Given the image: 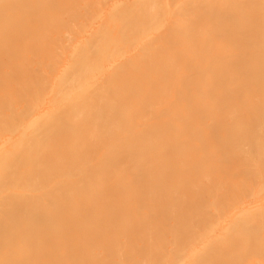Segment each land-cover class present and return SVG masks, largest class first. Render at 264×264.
<instances>
[{"label":"bare ground","instance_id":"bare-ground-1","mask_svg":"<svg viewBox=\"0 0 264 264\" xmlns=\"http://www.w3.org/2000/svg\"><path fill=\"white\" fill-rule=\"evenodd\" d=\"M50 1H52V0H50ZM92 1L95 2L94 4H96V2H100L101 5H99V3H97L98 7L92 6L93 9L96 8V10H97V8H99L97 10V12L95 13L96 18L94 21H92L93 18L89 17V19L92 18V20L87 21L88 19H86V21H84V22H83V20H84L83 19L82 20V22L84 23V25H83V23L81 22V19L78 16H80V15L82 16L84 14V12H86V11L88 13V16L90 14H92L91 11L95 12L94 10L91 9L92 7L90 5V2L92 4L93 3ZM153 1H155L153 4L154 9H153V11H150L148 15H150V14H151V16L153 14L157 15L156 12L158 14H160V15H157L160 17H157V18H159V20L157 22L155 21V23H153L154 22L153 21L154 15L152 16V18L149 16L150 19L147 18L148 17L147 9L150 7L149 2H151V0H98V1H96V0H85V1H83V0H81V1L80 0H55V2L52 1L57 6H59L63 3L64 5L69 6V8H71L73 10H74V8H76L74 5H77L80 2H81L80 4H83V2H85L83 4V6L86 5L87 9L86 10L83 9L85 6L84 7L81 6V8H80V9L84 10V12L82 11L83 13L81 12V10L77 9L78 7H80L78 5L76 8L77 11H76V9H75L76 12L74 11L76 14L73 11L71 12L70 11L71 9L68 10L69 12H71L72 14L74 13L75 15H78L77 14L78 10L80 11L78 16H75L73 14L75 16V18L72 16L71 13L68 14V12L66 13L68 15L65 14V16L63 15L64 17L63 16L59 17V19L62 18V20H60L62 24L66 23V22L67 23L73 22L71 24H74V25H71V26L68 25L70 30L73 31L74 29H77V31L79 32L82 29L83 30L85 29L84 32H82V33L79 32L78 36L79 35L80 36L79 37L76 36L77 38L75 37V39H74V41L76 40L75 42L72 41L73 40L72 37H71L72 40L69 38L70 41H72V43L74 45H73V48H70L67 52L66 48H67V46L70 45L69 41H67L69 45L62 44V42H61V41H63L64 43H66L64 40H66V37H67V36H64L62 38L61 34L63 33L64 35H67L66 33L70 31V30H68L67 27H65V26H67L66 25L67 23L65 24V26L61 24L62 26L65 27V28L63 27L64 30L62 32L58 31V30H60V28L56 29L57 27H55L54 29H56L59 32V34H58L59 37L61 39H63V40L60 39V42H61L62 46L63 45L65 46V49H64V47H62V49L66 50V51H64L65 53L62 56H59V55H61V54H58V53H60V51H59V49H56L54 51L55 55L54 56H51L53 54L49 55L51 57H48L45 60V61H47V62H45V64L42 62L41 64H44V65H41V66H40V64L38 65V63L40 62L39 61L40 59L39 60L34 59V58H32V56H34V55H32V56L29 55L33 59V62H34V60L35 61L37 60L35 66H34L35 62L33 64H30V66L31 65H32V67L34 66L33 67V68H35L34 72L37 71V75L35 74L36 79L35 80H34V78H33V80L31 79L32 81H34L33 84L28 86L27 85L28 80L26 81V85H24L25 82L24 83L21 82V84H20L19 83L20 80L19 81L17 80L18 85H16L17 82L14 81L15 77H14V79L10 77L9 80H6L7 82L4 80L5 84L3 85V87L0 86V247L3 248V250H5V252H6V248H10V247L13 248V246H15L16 243H19L20 247H22L21 246L22 243L23 244L26 243L25 246L22 244L26 250L23 247L21 248V249H23V252L25 254L22 253L23 255H21L20 254L21 252H19L20 250L18 251L19 252L18 254L20 255V257H19V255H18V257L16 256L17 253L15 255L10 253L12 249L11 250L9 249L10 252H8V253L2 252V253H4V255L2 256V254H0V256H1L0 257V264H29L30 263L29 261L32 262L33 260H37V262H39L38 258H40V257L42 258V256L46 257L45 252L48 249L53 248L52 250H54V247H56L55 250L57 252V250L60 251L64 247V245L66 248L69 247L68 249L73 247L72 244H76L77 247L89 246V248L92 247V250H93V248H94L93 246L96 244H99V241L102 243V240H103V243H105L104 247L107 244H108V247H109V244L111 247L113 244L115 246L117 244L120 247V244L122 245V243H124V240L126 241V239H127V244H128V247H130V249H128V247H126V249H128L129 251L131 250V252H132L131 246H133V244L135 245V247L133 246L134 251H135L136 247H137V249H140V248H138V246H136L137 243H138V245L140 244L139 246H141V248H143L142 247L143 245H141V241H145V243H147L145 240L146 238H147V241H149L148 238H150V241L152 240L151 241L152 243L150 241H149L150 243L148 242L149 244H145L144 242H142V244H144V246L146 245V247H144V249L146 250V248H148L147 253L144 249H142V251H144L143 253L141 250H137V252H135V256L133 255L134 253L129 254L130 253L129 251L123 250L125 248V245H127L125 243V245H123L124 248L121 251L122 253L121 252L120 253L124 255L125 253H123V251L127 252L128 254H125V255L126 256L128 255V256L125 258V255H124L125 259H123V258L122 259L126 261V260H128L129 256L133 255L134 257L131 256L132 258L130 257V259L128 260V262L130 261L129 263H131V264H142L145 262H149V264H158V263L164 264V263H162V261L164 262L163 257L161 259L162 261L160 262L159 258H161V257H158L159 253H162V255L165 257H167L166 255H170V257H171L172 254L177 256L178 255L177 253H180L178 251H181L182 254H183V252L186 253L188 251V249L186 250L184 248V246L182 247L181 245L184 244L186 246L188 244V243L185 244L186 241L189 242V238H188L189 235L187 236V234H191L192 236L197 238V233H193L194 229H195V232H201L200 230H202V229L205 230V227H206L207 230H205V231L203 230L204 233H206L208 231V229L210 228L209 226H211V228L213 229L211 231L212 232L216 231V233L214 232V235H213V234H211V232L210 233L207 232V233H209L208 234L209 238L205 239V240H206V242H207V240L210 242L209 239L212 237L211 241L213 243L214 242L213 240L215 239V242L217 243L216 247H218L220 245V242L222 241L223 238H225V240H227V241H231L233 237L228 238L231 234H233V236H234V233L241 232L242 233L241 237L243 235L244 236L249 235L248 236L249 242L248 241L247 242H248L249 248L252 250V252H254V254L256 253L255 255H259L258 252H260V254L264 253V241L261 240V233L264 230V172H263V170H264V113H263L264 110H262L264 107L262 106L263 108H261V106H259L260 103H259V105H257V104H252L253 102H251L252 101L251 99L254 96V94L264 95V91L259 90L255 93L253 91V93H254L253 96H249L250 95L249 91L251 90V88L253 90V87H256L255 84H256L258 78L254 77V80L249 79L252 82L253 81L255 82V84L253 83V85H255V86H253L251 88H250V86H251L250 83H252V82L250 81V83H248L249 80L247 81V79H244L245 78L244 74L246 73L245 69L247 70L248 68H249L248 70H249L250 74H248L246 76H252L250 69H252V72H253V69L255 71L256 70L259 71L261 76L263 74V73H261V72H263L261 70L264 69L263 68L264 67V62H263L264 61V33L263 32L264 31L261 33V32H259L260 29H257L254 26V25H257L259 23L254 24L255 22L253 21V18H254L255 14L253 15V13L259 5H260V7L264 8V0H176V2L172 5L173 8H171L170 10L168 7V5H169L168 3L171 2L172 0H153ZM44 3L45 2H43V3L40 2V0H39V2H36V0H35V2H34V0H0V61L3 62V60H4L5 63L4 62L3 63L5 66H3V67L1 66V68L5 67V69H3V71H8L9 73H7V74L12 75L11 71L14 72L13 69L16 66V63H14L12 61V58L11 59L7 58L8 59L7 60L5 55H1V54H3L4 50L8 49L7 51L9 52V48L17 46V45H21L20 47L22 48V44L24 46V42H27V44H29V42H31V41L28 42V40H30V37L32 34H37L43 40H40V37H38L37 35L36 36L33 35L35 37L34 38L35 40L38 38L40 41L35 43L32 40L33 43H35L38 48L36 46L33 47L31 52H32V54H34L35 52L33 50L36 48V50L39 51L37 53H40L41 54L40 57H42V55L45 53V51L47 52V50H45L46 47L44 46V44L49 41L48 40V41L44 42L45 39H47V37L49 35H51L50 37H53V38H55L57 36V35H55V33L57 34V32H55V30H53V27L51 26L52 25L51 22L55 21V22H58L56 24H58V25L60 24L59 23L60 21H58V19H57L58 17H54L55 13H53V11L54 12L58 11V10L55 11V8H58V7L57 6L54 7V10L52 11V13L54 14L53 17H54V19H57V21L54 19H53L54 20L53 21L51 18H50V20H48L49 17L52 16V14H50V16H49V10H47V9L43 10V7L47 8L46 6H48L49 1L46 3L47 5ZM42 4H43V7H42ZM55 4H53V5H55ZM164 4H165V7H167L165 9L169 10L170 14L172 13L171 15L173 16V19L171 20V27L174 30H177L178 32H180L182 34L181 36H179V40L181 41V45L183 46V53H180L181 54L180 56H182L183 65H180V63H179V66H177V67L174 63L175 61H173L175 59L176 53H174L172 51V53L166 54L168 61L164 63L161 58L157 57V55L155 54L156 52L153 50V48L150 46V43L148 42L150 39L149 35L147 34L148 32L152 31L156 27L158 28V26L160 27L161 25H163V27H164V25H166V23L163 24V22H164L163 16H165V15H164V13L161 14L162 12H165V11H162ZM44 5H46V6H44ZM53 5L51 3L50 10H52ZM71 6H74V8H72ZM88 9L89 10L91 9V10L89 11ZM258 9L260 10L261 8H258ZM41 10H43V11H41ZM59 10H61V11L63 10V13H64V9H59ZM172 10H174V11L171 12ZM262 10H261V12H262ZM39 11H40V13H39ZM32 12H34V13H32ZM261 12H260V14H264ZM30 13H32V15L34 14L35 17L31 16ZM87 13H85V15ZM46 14H48V15H46ZM60 15H62V14L60 13ZM70 15L72 17H70ZM43 16H45V17H43ZM46 16H49V17H46ZM55 16H57V15H55ZM67 16H68V19L71 18L74 21L69 22V20H71V19L64 20L67 18ZM88 16H86V17H88ZM76 17L80 21V22L76 21L79 23L78 26H76L75 25L76 23H74L75 20H77ZM82 17L85 18L84 15ZM44 18H47V20L51 24L50 26L52 29L51 28L47 29L48 28L47 26H46L47 28L45 27L42 29L43 26L41 27V25H42L41 22L45 23L44 21H46L48 23V21L46 19L43 20ZM256 18H257V16H256ZM145 19H146V21H149V20H151V21H149L150 22V23H148L149 25L147 24L148 26L146 28H143V30H142L143 34H144V32H146V33L142 36V39L139 41V43L137 42L136 46L139 48H137L135 45H134V47H135L134 48L132 45L134 51L131 50V52L126 54L125 51H128L129 46H130V45L126 44L128 42L127 38L132 36L136 30L142 29L141 25H142V22L145 21ZM259 19H261V18H259ZM146 21H145V23H147ZM232 21H233L234 25H232V23H231ZM234 21H236V22H234ZM55 22H54V24H55ZM145 23H143L144 26H145ZM239 24H243L246 26V27L245 26L243 27L244 30H242V31L237 30V28L239 26H240V28L242 27ZM261 25H262V23H261ZM38 26H40L39 28L42 29L41 31L39 29H37ZM70 27H73L74 29L73 28L71 29ZM261 27L264 28V25L260 26L259 28H261ZM66 28H67V30H65ZM79 28H82V29H79ZM160 28H162V26ZM36 30H37V32H36ZM72 31H70L71 34H73L74 32L77 33L76 30L73 33H72ZM137 32L139 33V32H141V30L137 31ZM137 32H135V35ZM76 33H74V36ZM154 34H156V33H153L151 35L153 36ZM33 36L31 38H33ZM201 36L203 39H206V40H204L205 42L203 41V44L200 43L201 45L199 48V52L195 53V51L193 49L196 50L198 47L192 48V45H194L196 42H200ZM68 37H70V36H68ZM51 39H50V41H51ZM135 39L136 38H134V40ZM55 40H57V38ZM211 41H213L212 43H214V44H212ZM52 42H54V41H52ZM129 42H130V40H129ZM165 42H168V41H165ZM130 43H133V42H130ZM58 44L59 43H57L56 45L58 46ZM53 45L54 44H52V46ZM168 45L169 44H167V46ZM171 45L172 44H170V46ZM20 47H18V48H20ZM27 47H28V45H27ZM44 47H45V49H44ZM60 47L61 46H58V48H60ZM15 48H17V47H15ZM249 48L253 49V54H251L252 52L250 53L249 51L246 52V50L247 49L249 50ZM24 49L25 48L23 47V50ZM56 51H59V52L56 54ZM123 51L126 55L122 54ZM222 51H224L223 55L221 54ZM5 53H6V51H5ZM10 53L11 52H9V55H10V57H12L11 54H13V53H11V54ZM47 54H49V52ZM124 56L126 57L127 60L129 59V60H133V61L132 62L127 61V62H131V63H129V64L125 63L122 65ZM159 56H161V55H159ZM172 58H173V60H172ZM222 58L225 59L226 63L225 62L223 63ZM221 59H222V63H221ZM200 60H203V62L206 63V65L207 64L208 65L206 67H204V68L202 67V69H200L201 67H199V66H201V64H203V63H201L199 66H198V64L196 65L197 62L200 63ZM31 61H30V63H31ZM261 61L263 62V67L261 66L262 65ZM210 62H211V64H209ZM259 62L261 64H257ZM148 63H150V66L152 68L151 69L152 72L150 74L146 75L145 73L140 72L137 75V77L134 78L133 81L129 80L130 78H129L127 73L131 67L137 68L141 71L143 66L148 64ZM0 64H1V62H0ZM224 64H226V66ZM212 65H213V68H215L213 70H211V68H210ZM30 66H28L29 69L31 68L33 70V68ZM121 66H123L124 69L122 71L121 70L116 71V72L113 71L112 73H110V76H108L109 77L108 80L105 79L106 81L104 80L103 82H101L99 80L100 77L102 75H104V74H101V76L98 77L96 71L99 70V68H103L104 70H106L107 68H113V70H115V69L121 68ZM162 66L165 67L162 70V71H164L165 74H163L164 76L161 77L159 75V73H160L159 69ZM25 67L27 68V65ZM197 67H199V68H197ZM26 68H24V71L26 70ZM175 68L180 69L178 71L181 72V73H179V75L181 77L179 76L176 83L172 82V78H171V74H170L172 72V70H174ZM182 68H183V71H182ZM177 69H175V70H177ZM207 69H208V71H207ZM259 69H261V70H259ZM100 71H101V69H100ZM18 72H20V71H18ZM243 72H245V73H243ZM249 72H247V73H249ZM2 73H4V72H2ZM15 73H16V70H15ZM30 73H31V71H30ZM104 73H105V71H104ZM166 73H168L170 75L171 79L169 78V75H166ZM7 74H5V75L7 76ZM24 74L27 75L28 73L25 72ZM0 75H2V74H0ZM151 75H152V77H151ZM153 75H156V77H153ZM165 75L167 78H169L168 83L166 82L167 78L165 77ZM6 76H5V78L7 79V77H9V76H7V77ZM146 76H148V77H146ZM3 77H4V75H3ZM147 78H148V80H147ZM164 78H165V81H164ZM14 82H16V83L14 84ZM28 82H30V81H28ZM149 83L152 84V88H150V89H148V87L150 86V85H148ZM248 84H250V85L248 86ZM220 86L221 87L223 86L224 88L227 87L228 89L227 88H225V89H227L228 93L222 87V90L221 89L220 90L223 93L220 92L219 96L222 94V95H224V98L221 95L220 97L222 98V101H220L221 98L218 97L217 98L218 101L214 102L215 100L213 101L212 99H210V94L212 93V91H214L213 88H218ZM134 87H139V89H140V87H142L143 89L146 88V90H145L146 93L142 90L136 91V93H135V92H133ZM263 87L264 86H262L261 88L263 89ZM205 89H207V90H205ZM248 89H249V91H248ZM152 90L154 91V93ZM209 90H212V91H210L211 93L209 92ZM150 91H151V94H153L154 96L155 95L158 96L160 94V95L164 96V98H166V100H164V101L168 102L169 105H168V107L167 106L165 107L166 108L165 110L167 112H169V115H167V116H170V117L168 119L164 120L163 122H158V124H156V125H159V123L162 124V125L160 124L162 126V129H160V130H162L163 132H160V133H162L163 135H161L159 133L160 130L157 128L158 129L157 133L159 134L161 139H159V138L157 139L156 137H158V135L155 133V136H156L155 138L157 139V141L155 140V138H152L153 135L151 134L152 137L150 135L151 138L149 137V139H150V140H148L149 142L148 141L146 142L147 146L154 143L153 147H154L155 143L157 142L156 143L157 149H158L157 155H158V158L161 160L159 162L162 163V165L161 164L160 165L161 166L164 165V167L161 168V170H160V168H159L160 165L158 164L159 166L157 168L159 169L160 172L158 171L159 173H154V174L152 172H149V173L147 172V174H150V175L153 174L154 176L153 175L147 176V179H143L140 176L142 174V171H143L142 166H144L145 163L150 164L151 160L155 159L154 156L156 155V153L154 151H156V150L153 151V153H155L154 155H151V154H153L151 151L156 146L154 148H151L152 150L150 151V147L148 148L146 146V143H145V140H147L148 137L146 139L144 137L143 138L139 137L140 132L135 130L136 127H138V126L134 125V124L138 125V123H135V120H134V118L137 116V115H135L134 111L136 112V110L142 104H144V102H145L144 98L147 95V93H150ZM260 91H262V92H260ZM224 92H226L227 95ZM258 92H260L261 94ZM215 93H216V91H215ZM215 93L213 95H215ZM133 96H134V98H133ZM195 96H197V97L201 98V100L202 99L203 100L201 102H200V100H198V101L195 100V101H193V103L196 101L197 102L193 105H190L191 103L188 101V99L190 100L191 97L193 98ZM215 96H217V94ZM258 97L259 96L256 97L257 98L256 101L260 102L258 100ZM219 98H220V100H219ZM240 98H242V99L245 98L246 100H249V101L251 100L249 102L250 104L247 106L248 107L247 113L245 114L246 111L244 112V115H245L244 117L248 120V123H245L241 119L240 115H239V117H236V116H238V115H235L237 110L235 108H233V107H235V103L233 104V107L230 105L233 109L230 106H228V107H230L231 109H229V108L227 109L229 111L234 110L235 114H233L234 112L232 113L233 115L231 113L230 114L227 113L228 119L224 123L221 124L222 120H220V121L217 120L216 119L217 117L213 116L211 114H210L211 117H213L211 119H214V120L211 121V119H209L210 115L208 114V112H209V110H211V112H212V109L214 108L213 105H215V108L217 110L218 107H216V104H217V106L219 105L222 108L221 105H223V106L225 105V102H226V101H224L225 99L226 100L231 99V101H232V100H238V99L240 100ZM253 98L256 99L255 96ZM231 101H230V104L233 103V102L231 103ZM140 102H142L141 105H140ZM185 102H187L188 104ZM198 102H200V103H198ZM238 102H240V101H238ZM146 103H145V105H146ZM145 105H144V107L142 105L140 108L145 110V107H146ZM148 105H151V104H148ZM158 105H160V104H158ZM228 105H229V103H228ZM154 107H156V106H153V108ZM147 108L149 109L150 106ZM158 111H160V110H158ZM219 111H220V109H219ZM150 112L148 114H150ZM138 113H139V111H138ZM162 113L163 112H161V115L164 116L163 115L164 113L163 114ZM212 114H214V113H212ZM134 115H135V117H133ZM161 115H158V116L160 117ZM175 115H177V116H175ZM219 115H220V113H219ZM142 116H140V117H142ZM150 116H151V119L155 118V117L152 118L153 115H151V114L148 117H150ZM174 116L178 118L176 121L171 120L172 117L174 118ZM232 116H234V118H231ZM249 117H250V121H249ZM223 118H224L223 120H225V117H223ZM229 118H230V120L233 119L232 120L233 122L229 121ZM132 119H133L134 123L132 122L133 124L131 123L132 124L131 127L130 126L128 127V123H130ZM139 120H142V122H143V120H145V118L144 119L140 118ZM241 120L244 122L243 124L240 123V122H242ZM209 121H210V123H209ZM142 122L140 123L141 126H143V124H144V123L142 124ZM256 122H258V123H256ZM149 124H151V123H149ZM152 124H155V123H152ZM238 124H240V126H238ZM244 124H246V125H244ZM147 125H148V123H146L145 126L147 127ZM241 125H243L244 128ZM123 126L126 128H124ZM121 127H123L124 129ZM148 128H150V127H148ZM237 128H238V130H237ZM118 129H120L122 131L120 133V136H116L117 134H115L118 131ZM154 129H156V128H154ZM151 130H153V129H151ZM173 130H179L181 134H178V139L176 138L175 140H173L174 139V137H173V139L171 138L173 141L172 142L170 141L168 143L167 142L169 140L168 137L170 135H172L171 132ZM236 130H237L236 134H238L237 138H239L238 143L243 141L242 145H240V146H242V148L238 144L237 147L239 146L240 148H237V149L235 147H233L235 145V142L237 143V140H236L237 138H235L236 136L234 135L235 133L233 134V132H236ZM147 131H148V129H147ZM153 131H155V130H153ZM60 132H66V134L68 135V138L65 137V138L59 139L58 137H61V136L54 137V138L52 137L54 134L56 135ZM239 132H241L242 134ZM152 133H154V132H152ZM169 133H171V134H169ZM228 133H230L228 136L229 139L227 138ZM231 134L234 136H232ZM240 134L242 135V138H241ZM239 135H240V137H239ZM174 136H175V134H174ZM231 136H232V138H230ZM162 137H163V140H162ZM233 137H234V139H233ZM164 138H165V140H167L166 141L167 143L163 142V141H165ZM219 138H221V140ZM143 139H145V140L143 141ZM152 139L155 140L156 142H154V141L152 142ZM218 139H219V143L217 141ZM123 140H125L124 141L125 143L123 142ZM158 140H160V141L162 140V141L160 142ZM229 140H231V141H229ZM220 141L222 142L223 145L221 144ZM228 141L231 142V145L234 144L232 147L235 148L237 150V152L239 151V149H241L240 153L243 151L242 154H244L243 155L244 158L241 157L243 160L240 159V157L238 156L239 160H242V161H239L238 159L236 160V158H235V161L229 160L230 155H232V153L234 154V152H233L234 150L229 151L230 154L225 153L226 148L230 146L229 145L230 143H228ZM225 142H227V143H225ZM244 142H246L245 146H247L245 148L243 147ZM139 145H140V147H139ZM142 146L147 147L148 150L151 152V154H150V152L144 153V151L146 150L144 148L141 151L140 149ZM137 147H138L137 150L138 151L140 150L139 151L140 153L137 152V150H136ZM244 149L245 150L247 149L246 150L247 153L245 152ZM148 150H146V151H148ZM58 151H60L61 153H57ZM135 152L138 153V156H137L138 162L137 163H140L141 166H140V164L138 165L136 162H134L135 159L137 158L136 157L137 154ZM147 153L150 154L152 157L149 159L150 161L145 162L143 160L147 155L144 156V154H147ZM173 153H174L173 156L176 158L175 163L171 162ZM184 153H186L187 157H188V163H185V164L181 161L184 159V158L183 159L181 158ZM240 153H239V155L241 156ZM150 155H149V157H150ZM228 155H229V158H228ZM220 156H222V157L225 156V157L221 159ZM232 156L234 157L235 155H232ZM149 157H147V158H149ZM183 157H184V155H183ZM133 158H135V159H133ZM141 158H142V160H141ZM131 159H133V161L131 162L132 164H130V165L128 164L130 166L129 168L130 169L138 168L139 170L142 169V171H139L138 169H136V171L138 170L141 174L139 172L134 173V171L132 170L133 172H131V175H130V173H127L128 171L126 169H129V168H126V166H127L126 164H125L124 168H121L123 170L120 169L123 162H125L126 160L131 161ZM155 160H157V159H155ZM173 160H175V159H173ZM217 160H219V162L222 161L221 167L223 166V168H222L223 170L221 169V167L219 169L216 168L217 164H215V162ZM136 161H137V159H136ZM142 161L144 164L141 163ZM185 161H186V159H185ZM248 162L249 163L251 162L252 166L247 165V164H249ZM151 163L152 164H150V166H149V164L147 166L150 169H153V162H151ZM155 164H157V163H155ZM180 164H181L182 168L184 167L183 169L178 166ZM219 165H220V163H219ZM243 165L248 166V167H243V169L240 168V170H242L244 173H246L245 171L248 170L245 176H247L249 174L253 175L252 179L254 180V177H255L254 174H257V176L255 178L257 179V177H259L260 179L259 180L257 179L258 183L255 180L256 186L254 185L255 182L252 180V183L254 182L253 187L254 186L255 187L253 189V187L249 185L250 188H248V189H250V190L252 189L250 191L247 188H244V189H242V188L246 187L248 182H251V180H248V178H247L248 182H246L242 178L243 181L245 182L246 186H240V187H242L241 189L244 191H245V189H247L248 191L252 192L251 196L253 195L252 196L253 200L251 202H249V201L247 202L246 198H248V196H250V195H247V197H245V199H246V203H245L242 201L243 198L242 197L240 198V196H239L241 194L237 195V193H236L235 195H237L238 198H240L239 201H241L245 204L242 203L243 205L242 204L239 205L237 207V210L231 211V210H229V208H227V207H230V203L228 202V201H230V199L228 201H226L227 200L226 196L229 195L227 193L229 192L230 185L225 184L226 181H224L222 179L221 175L222 174L228 175L234 169H236L237 167L243 166ZM253 165L255 166V168L253 167ZM131 166H133L134 168L133 167L131 168ZM135 166H137V167H135ZM201 166H204L205 168H209V169H206V171H209V170L211 171V173L207 172L210 175L206 174V175H208L207 177H209V176L211 177V178L209 177L210 180H209V178H206L209 182L208 181H205V183L199 182L201 179L198 178V181H196L197 180L196 179L195 182H199V183H197V184L191 183L192 185L189 184L190 188H187V190H185L184 187H181V185H179L180 186L179 188H183L182 194H181L179 188L177 189L178 186L177 187L175 186L176 187L175 188L174 184L171 183L174 180L175 181L177 180V182H179L180 178L175 179L176 177H173L174 175H176L178 177H179V175H181L180 171L179 172L177 171L178 167H179L178 170H183V172H185L184 170H186L188 172L187 176H190V179H192L194 175L198 176L199 172L203 171V169L200 168ZM245 168H248V169L246 170ZM249 168H250V170H249ZM130 169H129V171H131ZM169 170L175 171L174 173H171V174H173L172 177L174 179L171 177L165 178L166 175L162 174V173L169 174L168 173ZM254 170H256V173H253ZM122 171H127V172H123V174L127 173L129 175H126V174L122 175V173H121ZM152 171H155V170H152ZM203 173H205V171ZM109 174L111 177L109 176ZM145 174L143 173V176L147 175V174L146 175ZM156 174L158 175V177L160 176V178H158V179L155 178ZM162 175H164L165 179L162 178ZM204 175L205 174L202 175L203 180H204ZM250 175L248 176L249 178H250ZM167 176H169V175H167ZM195 176H194V178H195ZM231 176H232V174H231ZM231 176H230V178H231ZM148 177L151 178L152 183L156 182L153 180L154 178H155V180H157L158 183L156 182L157 184L156 183L150 184L151 181H149L150 178L148 179ZM27 179L30 180V182H28L29 184L27 183L28 186L26 185V183H23L25 181H28ZM93 179L95 181H93ZM185 180L188 181V179L185 178L184 180L183 179L181 180L182 183H184L183 181H185ZM177 182H175V183H177ZM240 182H242V181H240ZM240 182H239V184H242ZM21 183H23V184H21ZM200 183H202V184H200ZM161 184L163 187L161 186ZM170 184H172L173 186ZM198 184H200V185H198ZM21 185L22 186L24 185V186L22 187ZM150 185H155V186H153V189H154V187H156L157 191H155L156 188L153 191V189ZM216 185L218 187H216ZM46 187H47V189H46ZM134 187H136V188H134ZM138 187H141L143 191L141 190V188L139 190H136ZM147 187L149 188V190H148L149 192L147 191ZM164 187L168 188L167 191L169 190V193L166 190H165L166 192L164 190H162ZM21 188H23V190H25V191H28V189L30 190L31 188H32L31 191H33V189H34V191H39L40 189L43 190V188H45L46 190L44 189L45 191H43V192L41 191L40 193L37 192L36 194H34L33 197L29 193L30 196L29 195L28 196L30 198H33L34 201L33 200L31 201L30 198H29L30 200L28 201L27 200L28 199V196H27L28 193L24 194L25 196L22 194L23 195V197H22L21 193L16 192L18 195H20V197H21L20 199H17V198H19V196L13 194L14 192H12V190L21 189ZM166 188H164V189H166ZM215 188L217 189L216 190L217 194H216V191H214ZM128 189H130L133 192H131V191L129 192ZM160 189L162 190L161 193H160ZM170 189H171V191H170ZM144 190H146V195L144 194V192H145ZM178 190H179V194L183 195L182 198L179 196ZM219 190H221V193L220 192L218 193ZM172 191H174L173 195H172ZM44 192H46V193H44ZM150 192H151V194L154 193L153 197L150 196L151 195V194H149ZM155 192H156L158 197L160 195L161 196L159 198L158 197L156 198ZM157 192H159L160 195H158ZM128 193H129V195H128ZM164 193H166V195L171 197V199L168 197V199H170L171 203H170V201L168 202V199H166V200L163 199L164 198L163 196H165ZM174 193H177L176 194L177 196H174ZM9 194H13L14 196H16V198L14 197L15 200L13 199V197L9 198ZM79 194H80V197L78 196ZM123 194H125V195L127 194V199H126V196ZM244 194H246V192ZM13 195H11V196H13ZM118 195H120V196L123 195V198L120 197L121 202H123L122 200H125V202H126V200L128 201V202H126L127 204L125 203V205L122 203L124 205V207L122 206V204L120 206V204L118 203V202H120V200L115 199V197ZM35 196H37V197H35ZM112 196L113 197L115 196V197L113 198ZM178 196H179L180 200L177 199ZM241 196H243V195H241ZM251 196H250V198H251ZM34 197L37 199H34ZM166 197L167 196H165V198ZM73 198H76V199H74L76 201V204L74 206L73 205L71 206V203L74 202ZM105 198L117 200L116 201L117 206L113 200L109 199V201H113L114 203L108 202V200ZM150 198H151V200L154 198L153 199L154 204L152 203V206H157V203L162 201V200L161 201L159 200L160 198L163 199L164 202L166 201L165 203L163 201L161 202V204L159 203L160 206H162V204H163V206L162 207L159 206L161 208V210L158 207L159 208V210L157 209L158 213L156 212L157 211L156 207H154L155 209H152V206L149 203V202H151V200H149ZM172 199H173V201L175 199V201L172 202ZM59 200L63 201V202H60ZM51 202H52V205H51ZM53 202H56V203L53 204ZM209 202L212 203V205H214V206L211 207L212 205ZM164 204H166L167 206H165ZM170 204H172L173 206ZM206 204H207V206L210 205L208 208V211L210 210V208L212 209V211L210 210L209 212H206V213H208V215L205 212H203L204 211L203 207L207 208V206L205 207ZM168 205H170V206H168ZM118 206L123 207V208L119 207V209H118ZM144 206L145 207L147 206L148 208H150V209H148L146 207L148 209L149 213L144 212V214H147V213L150 214V215H148L149 218L156 216L155 213H157V215H158L160 213H164V211L166 210L165 211L166 214L164 213L165 215L164 214L160 215L161 217H163V215L165 217L168 213L173 211L174 214H172V213L168 214V216L171 215L170 216L171 220L173 218L172 222H171V220L169 221L170 217L167 218V216H166L164 220H163L164 217L161 218V221L167 220V222H165L164 225H166V226L168 225L167 227H169V232L166 233L168 228L163 227L164 225L163 226L160 225L159 221H157V218H156L157 216L155 217L156 219L153 218L154 219V221H153V219L147 220L146 218L148 216H146V217L144 216L146 219L145 220L143 218V215L142 216L140 215V214H143V211L140 212V210L144 209L145 208ZM176 206H178V207H176ZM231 206H232V204H231ZM163 208H165V209L163 210ZM169 208H171L172 210ZM173 208H174V210H173ZM180 208H181V210H183L181 212L182 214H180V212H178V209H180ZM200 208H202V209H200ZM31 210L32 211L34 210L37 213H32ZM151 210H153L152 211L153 213L155 211L154 215L152 213H150ZM162 210H163V212H162ZM185 210L190 213V216H189L188 212L186 213ZM45 211L48 215H46ZM174 211L175 212L177 211V212L175 213ZM28 212H31L32 214L31 213L28 214ZM38 212L39 213L41 212V214L43 213L42 214L43 216L41 214H38ZM25 213H27V214H25ZM178 213H179V216H178ZM223 213H226L229 216L227 218H222L221 216ZM95 214H99V215H97L99 218ZM100 214L103 216H100ZM137 214H139V216H137ZM22 215H24L25 217ZM29 215L31 217L33 215H35L36 218H33V217L30 218ZM38 215L39 216L41 215L42 218L41 217L39 218ZM183 215H184V217H183ZM100 217L101 218L103 217L102 221H101ZM136 217H138V220H135ZM124 218H127V219H124ZM140 218H143V219L141 220ZM177 218L179 221H176ZM182 218H184L185 220L183 221ZM187 218L189 219V220H187L189 222L186 221ZM63 219L65 220V222L61 221ZM68 219L70 221V225L66 226L69 223ZM99 219L101 222H99ZM96 220L98 222L97 224H96ZM140 220L143 222H141ZM180 220L183 222V225H182V223H180L181 222ZM137 221H139V222H137ZM163 221L161 224H163ZM84 222L85 223L89 222V223L85 224ZM92 222L95 223L96 225L95 226L92 225L93 224ZM121 222H122V224L126 222L125 224H123L124 227H123V225H121ZM173 222H175V223L173 224ZM177 222H179V223H177ZM184 222H185V224H184ZM192 222L195 225V228L193 227L194 225L192 224ZM64 223H66V224L64 225ZM77 223H79V225H77ZM155 223L161 227L156 226ZM167 223H169V224H167ZM170 223H172V225H174V226H172ZM189 223L191 225H189ZM212 223L217 225L218 228H220V230H223L221 228L224 227L225 233L222 231H220L222 234L220 232H217L216 226L214 227V225ZM84 224L87 227H84ZM118 224H119V226L123 227V228H119L120 230H123V232L122 231L116 232V229H118L117 227H119V226H117ZM175 224H177L178 226ZM80 225H82V226H80ZM196 225L197 226L199 225V226L197 227ZM88 226L92 229H90ZM141 226H143V227H141ZM184 226L187 228H185ZM190 226L193 227L194 229L190 228ZM201 226H205V227H202L199 230V227H201ZM212 226L216 230H214V228ZM83 227H84V231H82V232L85 234H82V232H79V234L77 233L79 236L77 235V237H76L75 230L76 231H79L80 229L83 230ZM151 227L153 228V230H151L152 229ZM170 227H173V228H170ZM183 227L187 230H185ZM76 228H78V229H76ZM87 228H89L92 231L94 229L95 230L93 232L92 231L90 232V230ZM113 228L115 230H113ZM73 229H74V234H73L74 236L72 235L73 232H71V231H73ZM85 229H87V230H85ZM141 229H142V231H140ZM156 229L157 230L160 229V230H158L157 232H154V230H156ZM165 229H166V231H162ZM170 229L172 230V232L175 231V229H176V231L178 229V231L177 232L175 231V233L174 232L172 233L170 231ZM181 229L182 230L184 229L183 231H186L187 233L184 234ZM191 229H192V232H191ZM124 230H126V231H124ZM145 230L148 231V234H146ZM150 230H151L152 234H149ZM86 231H87V233H86ZM139 231H140V233H139ZM160 231L163 233L161 234ZM110 232H111V235H109ZM141 232H144L145 235H143V233L141 234ZM50 233H52V234H50ZM91 233H93V234H91ZM120 233L122 236L119 235ZM156 233H157V235H155ZM170 233L173 235H169ZM138 234H139V236H138ZM163 234H165V235H163ZM174 234H176V235H174ZM210 234L213 236H210ZM149 235H151V237ZM152 235H154L156 239H153ZM182 235L184 238L182 237ZM199 235H200V233H199ZM201 235L202 236H200V239H199L200 242H202L203 239L201 240V238L204 236V234H201ZM108 236H109V238H111L113 240L116 238L117 241L115 239L113 241V243H112V241H109L111 243H107V240H109V239H106V238ZM112 236H114L115 238L114 237L112 238ZM158 236L160 238H158ZM170 236H172V237H170ZM140 237H142L143 240L142 239L140 240L139 239ZM161 237H163V238L165 237V239H163ZM168 237H169V239H167ZM175 237H176V239H175ZM35 239H39V240H37V243H38V241H40V243L37 244ZM135 239H137L136 240L137 242L135 241ZM172 239H174V240H172ZM180 239H182V241H183V239H185L186 241L184 240L185 242L183 241L184 242L183 243ZM118 240L119 241L121 240V241L118 242ZM129 240H131V241L134 240L135 242L134 241L130 242L132 245L130 244V246H129ZM193 240L194 239H192V241H190V242L192 243ZM30 241L33 243H31ZM153 241H155V242L157 241V242L154 243ZM159 241H160V243H159ZM161 241H162V243H161ZM164 241H165V243H167V242L168 243L165 244ZM223 241H224V239H223ZM115 242H117V243H115ZM169 242H171V244ZM190 242H189V244H191ZM198 242H195V243L197 244ZM218 242H219V244H218ZM245 242H246V238H245ZM174 243H176V244H174ZM203 243L201 245H198V247L201 246L204 249H202V250L199 249L200 250L199 253H196L197 255L198 254L199 255L196 256V258L194 257L195 258V262H193L194 264H199V263L202 264V262L204 261V257H205L204 255H206L205 253H206L207 249H208V252H210L211 254L214 253V251L211 249L214 244L211 243L208 245H203ZM31 244H33V245H31ZM40 244H42L41 248H39V247L37 248V246ZM152 244H153V246H150ZM159 244L163 248V251H165L164 253H163L161 247L156 248V247L160 246ZM178 244L182 248L180 246H178ZM193 244H191V245H193ZM148 245H149V247H147ZM164 245H166L168 247H166ZM170 245H173L174 247H172V246L170 247ZM34 246L36 249L34 248ZM206 246H207V249H206ZM20 247H19V249H20ZM29 247L33 248V249L31 248L32 251L30 250ZM74 247H75V245H74ZM74 247H73V249H74ZM153 247H154V249H157V250L152 249ZM164 247H165V249L169 248L167 254H165L167 250H165ZM175 247H180L181 249H183V251L177 250V253H176L174 250ZM216 247L214 246L213 249H215ZM120 248H122V247H120ZM170 248L171 249L174 248L173 249L174 251L173 250L171 251ZM189 248H190V246H189ZM218 248H220V247H218ZM45 249H47V250H45ZM81 249H83V247H81ZM115 249L116 248H114V246H113V250H115ZM194 249H196L195 245L193 246V249L191 248V251L192 250L194 251ZM209 249L212 250L213 253ZM238 249H239V247H238ZM261 249L263 250V252ZM70 250H68V251H70ZM79 250H78V255L80 253ZM86 250H88V248ZM105 250H103V251H105ZM113 250L111 249V251H109V254H107V255L112 256L113 254H110V253L115 254L116 252H112ZM152 250H154V251H152ZM169 250L172 252L171 254H170ZM220 250H222V249H220ZM38 251L40 252V254ZM63 251H64V253H66L65 249ZM66 251H67V249H66ZM72 251H76V250L74 249ZM116 251H118V249ZM54 252L55 251H53V253H51V254H54ZM82 252H84V251H82ZM85 252H87V251H85ZM102 252H100V253H102ZM153 252H155L156 255ZM156 252H159V253H156ZM230 252H232V251L230 250ZM239 252H241V251L239 250ZM28 253L30 254L29 257H27ZM92 253L93 252L86 253V254L89 256V254H92ZM215 253H217V252H215ZM46 254L48 256L49 253H46ZM75 254L77 255V251L75 252ZM83 254H81V255H83ZM188 254H189V252H188ZM188 254H187V256H188ZM234 254L235 253H233V255ZM236 254H237V252H236ZM238 254H240V253H238ZM54 255H52V256H54ZM62 255L63 254H61L60 256H62ZM96 255L99 256L98 254H96ZM123 255H121L120 257H123ZM173 255H172V258L174 257ZM181 255L179 254L181 259H184V258H182ZM209 255L210 254L208 253V259L210 258ZM244 255H245V253H244ZM10 256L17 258V260H15V258H13V257L11 258ZM23 256H24V258H23ZM91 256L93 257V259L95 258L94 257L95 255L94 256L91 255ZM91 256H90V259H91ZM179 256H177V257L179 258ZM219 256H220V254H219ZM231 256H232V254H231ZM231 256H230L231 260H234L235 259L234 257H236L237 255H235L233 257H231ZM73 257L75 258V259L73 258L74 259L73 263L76 264L77 262H75V261H78L79 259L77 258L78 260H76V257L75 256H73ZM112 257L110 258V259H112L110 262L111 264L114 263L113 260H115L114 257L113 258ZM155 257H157V258H155ZM185 257H186V255H185ZM202 257H203V259H202ZM220 257L222 258L223 256L221 255ZM243 257L244 256H240L239 258H243ZM59 258L61 259V257H59ZM85 258H87V257L83 256V259L80 260V262L82 261L84 264ZM11 259H14L15 261L11 260ZM29 259H31V260H29ZM52 259H54V258H52ZM55 259H54V262H55ZM63 259H65V258H63ZM93 259L89 263H92ZM107 259H109V258L107 257ZM185 259H187V257ZM211 259H212V257H211ZM211 259L209 261L211 264L214 261H217V259H215V257L213 258V262H211L212 261ZM69 260L71 261V258ZM103 260L104 259H102V261ZM132 260H134L136 263H134V261H132ZM72 261H71V264H72ZM170 261H167V263ZM192 261H194V260H192ZM235 261L237 262L239 260L236 259ZM37 262H35V264ZM54 262H52V264ZM64 262H65V260H64ZM96 262H98V264H101L99 261H95V262H93V264H95ZM121 262H119V263H121ZM171 262L176 263V261H174V258L172 259ZM188 262L189 261H187V263ZM222 262L223 261H221L220 264H223ZM228 262L227 263L224 262V263L228 264ZM236 262L234 264L242 263V261L241 262L239 261L240 263H238V262L236 263ZM32 263H34V261ZM43 263H45V262H43ZM85 263H87V262H85ZM167 263L165 262V264H167ZM177 263L178 264H185L182 262L181 263L177 262ZM204 263H205V261L203 262V264ZM217 263L219 264V262H216V264ZM230 263H231V261H230ZM78 264H79V261H78ZM114 264H116V263H114ZM188 264H190V262ZM207 264H208V262H207Z\"/></svg>","mask_w":264,"mask_h":264},{"label":"rangeland","instance_id":"rangeland-1","mask_svg":"<svg viewBox=\"0 0 264 264\" xmlns=\"http://www.w3.org/2000/svg\"><path fill=\"white\" fill-rule=\"evenodd\" d=\"M48 1H49V3H48V6H49V7L46 6V5H47L46 3H47ZM52 1L55 2V0H52ZM52 1H50V0H46V1H45V0H40V2H42V3L45 2L44 4H46V5H44V6L47 7V8H44V7H43V4H42L43 10H45V9L49 10V16H50V14H52L51 17L46 16V17H49L48 20H50V18L53 20L54 17H58V18H57L58 21L62 20V18L59 19V17H61V16H63V15L65 16V14H66L67 12H68V14L71 13L72 11L74 12L75 9L77 8V5L80 6V7H78L77 9L81 10V12H82V11L84 12V10L80 9L81 6H82V7L85 6L86 8L84 7L83 9H85V10L87 9V6H86V5L83 6V4H84L85 2H83V4H80V3H81V2H80L79 4L74 5L76 8H74V6H71L72 8H74V10H73V9L69 8V6L64 5L63 3H62L61 5H59V6H57V5H56L55 3H53ZM80 1H81V0H80ZM83 1H85V0H83ZM96 1H98V0H96ZM172 1H173V2H172ZM172 1L168 3V4H169V5H168L169 10H170L171 8H173L172 5L176 2V0H172ZM34 2H35V0H34ZM36 2H39V0H36ZM50 2L52 3V5L55 4V5L52 6V10H50V7H51V3H50ZM92 2H93V1H92ZM154 2H155V1H153V0H151V2H149V3H150V7H149L150 9H149V8L147 9V15L149 14L150 11H153V9H154V8H153V4H154ZM94 3H95V2H93V3L91 4V2H90L91 7H92V6H93V7H94V6H97V7H98V4H97V3H99V5H101L100 2H96L97 5L94 4ZM170 5H171V6H170ZM56 6H57L58 8H55V11H57V10H58V11H57V12H54L53 10H54V7H56ZM62 6H63V7H62ZM59 7H60V8H59ZM88 7H89V6H88ZM93 7H92L91 9L94 10L95 12L91 11L92 14H90L89 16H88L87 11L84 12L83 15L85 16V18L82 17L83 15H82V16H81V15L78 16L79 13H80L79 10H78V13H77L78 15H75V14H76L75 12L77 11V9H76V11L74 12L75 14H74V13H73V14H74L75 16H78V17L81 19V22H82L83 19H84V20H83V22H84V21H86V19H88L87 21H90V20H92V18H93L92 21H94L95 18H96V16H95L96 14H95V13L97 12V10H98L99 8H97V10H96V8L93 9ZM40 8H41V7H40ZM68 8H69V9H68ZM165 8H167V7H165V4H164V7H163L162 11H165L166 13H165V12H162L161 14L164 13V15H165V16H163V17H164V20H163L164 22H163V24L166 23V25H164V27H163V25H161L162 28H160L161 26H160V27L158 26V28L156 27L157 29L154 28L152 31L148 32L147 34L149 35V38H150L148 42L150 43V46L153 48V50L156 52L155 54L157 55V57H158V58H161L162 61H163L164 63L168 61V58H167V55H166V54H168V53L170 54V53H172V51H173L174 53H176V54H175V55H176V56H175V59L173 60V58H172V60L175 61L174 63H175V65H176V67H177V66H179V63H180V65H183L182 56H180V55H181L180 53H183V46L181 45V41L179 40V36H181L182 34H181L180 32H178L177 30H174V29L171 27V20L173 19V16L171 15L172 13L170 14L169 10H166ZM258 8H261V9L259 10ZM41 9H42V8H41ZM59 9H64V13H63V10L61 11V10H59ZM66 9H67V10H66ZM70 9H71V10H70ZM91 9H90V10H91ZM164 9H165V10H164ZM262 9L264 10V8H263V7H260V5H259V6L257 7V9H255V11H254V13H253V15L255 14V15H254V18H253V21L255 22L254 24L259 23V24L254 25V26H255L257 29H260L259 32H261V33L264 31V28H263V27L259 28L260 26H263V25H264V19H263V18H264V14H260V12H261ZM39 10H40V9H39ZM43 10H41V11H43ZM68 10H70L71 12H69ZM88 10H89V9H88ZM90 10H89V11H90ZM263 10H262L261 13H264ZM37 11H38V10H37ZM37 11H36V12H37ZM52 11H53V13H55V15H57V16H55V15L52 13ZM65 11H66V12H65ZM173 11H174V10H172L171 12H173ZM257 11H258V12H257ZM34 12H35V11H34ZM34 12H32V13H34ZM83 12H82V13H83ZM32 13H30L31 16L35 17V15H34V14L32 15ZM39 13H40V11H39ZM60 13H61L62 15H60ZM85 13H87V14L85 15ZM68 14H66V15H68ZM71 14H72V13H71ZM73 14H72V16L75 18V16H74ZM156 14H157V15H160V14H158L157 12H156ZM46 15H48V14H46ZM53 15H54V17H53ZM92 15H93L94 17H93ZM153 15H154V14H153ZM153 15H152V16H153ZM157 15H154V16H153V21H154V22L152 21L153 23H155V21L157 22V21L159 20V18H157V17H160V16H157ZM259 15H260V16H259ZM64 16H63V17H64ZM72 16L70 15V17H72ZM86 16H88V17H86ZM149 16L152 18L151 14L148 15L147 18L150 19ZM256 16H257V18H256ZM43 17H45V16H43ZM52 17H53V18H52ZM89 17H92V18L89 19ZM155 17H156V18H155ZM76 18H77V17H76ZM259 18H261V19H259ZM45 19L47 20V18H44L43 20H45ZM57 19H54V20L57 21ZM67 19H68V16H67V18L64 19V20H67ZM69 19H71V18H69ZM69 19H68V20H69ZM156 19H157V20H156ZM254 19H255V20H254ZM43 20H42V21H43ZM48 20H47V21H48ZM52 20H51V21H52ZM54 20H53V21H54ZM147 20H148V19H147ZM261 20H262L263 22H262ZM71 21H74V20H73V19L69 20V22H71ZM76 21H78V22H80V21H79L78 18H77V20H75V22H74V23H76L75 25L78 26L79 23L76 22ZM145 21H146V19H145ZM145 21L142 22V25H141V26H142V29H140L141 32H142L143 28H146V27L149 25L148 23H150L149 21H151V20L146 21L147 23H145ZM259 21H260V22H259ZM44 22H45V23L41 22V24H42L41 27L43 26L42 29L45 28L46 26L48 27V28L46 27L47 29H50L51 26H52V27H53V30H55V32H57V34L55 33V35H57L58 37L56 36L55 38H53V37H50L51 35H49V36L47 35V36L49 37V38H48V37L46 36L47 39H45L44 42H46V41L49 40V41H48L49 43L46 42V43L44 44V46L46 47V49H45V47H44V49L47 50V52L45 51V53L42 55V57H40V56H41L40 53H37V52H39V51L36 50V48L33 50V51L35 52L34 54H32V52H31L32 49H33V47H35V46L37 47V45H36L35 43L38 42V41H40V40H43V39H41V37L38 36L37 34H32L31 37H32L33 35H34V36L37 35L38 37H40V40H39L37 37H36L37 39L35 40V39H34L35 37L33 36V38L30 37V40H28V42L31 41V42H29L30 45L27 44V42H24V41H23V42H24V46H23V44H22V48L20 47L21 45H17V46H14V47L9 48V52L13 53V54L10 53L12 57H10L9 52L7 51L8 49H7V50H4L3 54H1V55H5L6 59H7V58H8V59H9V58H10V59L12 58V61H13L14 63H16V66H15L14 69H13L14 72L11 71V72H12V75H9V74H7V73H9L8 71H3V69H5V67H4V68H1V66H2V67L5 66V65H4V63H5L4 60H3L4 63H3L2 61H0V62H1V64H0V68H1V69H0V72H1V71L4 72V73H2V72L0 73V74H2V75H0V79H1V80H0V81H1V82H0V86H1V87H3V85L5 84V81H6V80H9L10 77L13 78V79H14V77H15L14 81H16L17 83L14 82V84L16 83V85H18V81H19V80H20V82H19L20 84H21V82H23V83L25 82L24 85H26V81H27V80L31 82V83H30V82L27 81V85H28V86L31 85V84H33L34 81H32V80H33V78H34V80H35V79H36L35 74L37 75V71L34 72V69H35V68H33V67L36 65V61L40 59V60H39L40 62L38 63V65H39V64H40V66H41V65H44L45 62H47V61H45V60H46L48 57H51V56H54V55H55V54H54V53H55L54 51H55L56 49H59V51H60V53H58L59 51H56V54L58 53V54H61V55H59V56H62V55L65 53L64 51H66V50H64V49H65V46H64V45L62 46V44H65V45H69V44H70V45L67 46V48H66V49H67V52H68V50H69L70 48H73V45H74V44L72 43V41H73V42L76 41V40L74 41L75 37H76V36L79 37V36H80V35L78 36L79 32L82 33V32H84V30H85V29L83 30L82 28H79V29H82V30L78 32L77 29H74L73 27H70V28H71V29L73 28L74 30H73V31L70 30L68 25H70V26H71V25H74V24H71V23H73V22H71V23H67V22L65 21L67 24H66V23H63V24H62L61 21H60V22H59V23H60L59 25L56 24V23H58V22H55V21H54L55 24H54V22H51L52 25L49 23V21H48V23H47L46 21H44ZM83 22H82V23H83ZM152 22H151V23H152ZM234 22H236V21H234ZM143 23H145V26H144ZM231 23H232V25H234L233 21H232ZM261 23H262V25H261ZM48 24H49V25H48ZM61 24L64 25V26H65V24H66L67 26H65V27H67L68 30L72 31V33H73L75 30L77 31V33L74 32V33L77 34V35L75 34V36H74V33L71 34L70 31L67 32V33L65 32L67 35H64L63 33H62V34L60 33V34L62 35V36H61L62 38H63L64 36H67V37H66V40H64L66 43H64L63 41H61L62 44H61V42H60V39H61V38L59 37L58 34H59V32H62V31L64 30L65 27L62 26ZM80 24H81V23H80ZM147 24H148V25H147ZM235 24H236V23H235ZM50 25H51V26H50ZM60 25H61V26H60ZM83 25H84V23H83ZM83 25H82V26H83ZM239 25H241L242 27L240 28V26H239V27L237 28V30H241V31L244 30L243 27H244L245 25H243V24H239ZM143 26H144V27H143ZM257 26H258V27H257ZM39 27H40V26H38L37 29H39V30L41 31L42 29L39 28ZM55 27H57L56 29H59V28H60V30H58L59 32H58L56 29H54ZM63 27H64V28H63ZM74 27H75V26H74ZM235 27H236V26H235ZM245 27H246V26H245ZM61 28H62V29H61ZM67 28H66L65 30H67ZM77 28H78V27H77ZM51 29H52V28H51ZM79 29H78V30H79ZM155 29H156V30H155ZM159 29H160V30H159ZM169 29H170V30H169ZM140 30H136L135 32L140 31ZM158 30H159V31H158ZM153 31H154V32H153ZM36 32H37V30H36ZM135 32H134V34H133L132 36H130V37L127 38L128 42H127L126 44H128V45H130V46H129V50H128V51H125L126 54L129 53V52H131V50H133L134 45L136 46V45H137V42L139 43V41L142 39V36L146 33V32H144V34H143V32H142V33H141V32H139V33L137 32L136 35H135ZM152 32H153V33H156V34H154V35L152 36V35H151V34H153ZM48 33H49V32H48ZM68 33H69V34H68ZM81 33H80V34H81ZM263 33H264V32H263ZM137 34H138V35H137ZM71 35H72V36H71ZM150 35H151V36H150ZM53 36H54V35H53ZM68 36H70V37H68ZM73 36H74V37H73ZM137 36H138V37H137ZM71 37H72L73 40L71 39ZM77 37H76V38H77ZM203 37H204V36H203ZM51 38H52L53 40H52ZM56 38H57L58 41L55 40ZM69 38H70L72 41H70ZM134 38H136L137 40H136V39L134 40ZM50 39H51V41H50ZM67 39H68V40H67ZM32 40H33L35 43H33ZM61 40H63V39H61ZM129 40H130V42H133V43H130ZM132 40H133V41H132ZM178 40H179V41H178ZM204 40H206V39H203L202 36H201V38H200V42H196L197 44L195 43L194 45H192V48H197V47H198L196 50L193 49V50L195 51V53H196V52H197V53L199 52L200 45L203 44V41H204ZM52 41H54V42H52ZM67 41H69V44H68ZM135 41H136V42H135ZM165 41H168V42H165ZM175 41H176V42H175ZM70 42H71V43H70ZM134 42H135V43H134ZM169 42H170V43H169ZM204 42H205V41H204ZM212 42H213V41H211V43H212ZM57 43H59L58 46H61V47H60L61 49L58 48V46L56 45ZM166 43L169 44V45L167 46ZM200 43H201V44H200ZM215 43H216V42H215ZM26 44L28 45V47H29V46H30V47L28 48ZM50 44H51V45H50ZM52 44H54V45L52 46ZM170 44H172V45L170 46ZM191 44H192V43H191ZM206 44H207V43H206ZM208 44H209V43H208ZM212 44H214V43H212ZM32 45H33V46H32ZM132 45H133V47H132ZM196 45H197V46H196ZM38 46H39V45H38ZM47 46H48V47H47ZM156 46H157V47H156ZM161 46H162L163 48H162ZM169 46H170V47H169ZM195 46H196V47H195ZM15 47H17V48H15ZM18 47H20V48H18ZM23 47L25 48L24 50H23ZM62 47H64V49H62ZM136 47H137V46H136ZM160 47H161V48H160ZM13 48H14V49H13ZM26 48H27V49H26ZM30 48H31V49H30ZM37 48H38V47H37ZM134 48H135V47H134ZM137 48H139V47H137ZM177 48H178V49H177ZM13 50H14V51H13ZM19 50H20V51H19ZM35 50H36V51H35ZM124 50H125V49H124ZM165 50H166V51H165ZM169 50H170V51H169ZM5 51H6V53H5ZM61 51H62V52H61ZM133 51H134V50H133ZM248 51H249L250 53L252 52L251 54H253V49H250V48H249V50L247 49L246 52H248ZM48 52H49V54H47ZM50 52H51V53H50ZM4 53H5V54H4ZM14 53H15V54H14ZM16 53H17V54H16ZM28 53H29V54H28ZM25 54H26V55H25ZM35 54H36V55H35ZM39 54H40V55H39ZM51 54H53V55H51ZM122 54H123V55L125 54L124 51H123ZM126 54H125V55H126ZM221 54L223 55V54H224V51H222ZM8 55H9V56H8ZM29 55H31V56L34 55V56H32V58L37 59L36 61L34 60L35 63L33 62V59L31 58V56H29ZM44 55H45V56H44ZM47 55H48V56H47ZM49 55H51V56H49ZM159 55H161V56H159ZM163 55H164V56H163ZM35 56H36V57H35ZM38 56H39V57H38ZM59 56H58V57H59ZM259 56H260V55H259ZM259 56H258V57H259ZM5 57H4V58H5ZM45 57H46V58H45ZM179 57H180V58H179ZM43 58H44V59H43ZM223 58H224V57H223ZM223 58H222V59H223ZM8 59H7V60H8ZM222 59H221V63H222ZM31 60H32V61H31ZM261 60H262V59H261ZM23 61H24V62H23ZM30 61H31V63H30ZM127 61H131V62H132L133 60H129V59L127 60L126 57L124 56V58H123V62H122V65L125 64V63H126V64L131 63V62H127ZM42 62H43L44 64H41ZM224 62H225V59H223V63H224ZM261 62H262V61H261ZM263 62H264V61H263ZM263 62H262V65H261L262 67H263ZM23 63H24V64H23ZM25 63H26V64H25ZM33 63H34V66H33V67H32V65L30 66V64H33ZM177 63H178V64H177ZM201 63H203V64H201ZM225 63H226V62H225ZM197 64H198V66L201 64V66H199V67H201L200 69H202V67L204 68V67H206V66L208 65V64L206 65V63H204L203 60H200V63L197 62L196 65H197ZM209 64H211V62H210ZM257 64H261V63L259 62V63H257ZM26 65H27V68L25 67ZM38 65H37V66H38ZM213 65H214V64H213ZM213 65L210 67L211 70L215 69V68H213ZM224 65L226 66V64H224ZM6 66H7V65H6ZM28 66L32 67L33 70H32L31 68L29 69ZM16 67H17V68L19 67L20 69H19V68L17 69ZM162 67H163V66H162ZM162 67H160V69H159L160 71L158 70V71L160 72L159 75H160L161 77L164 76L163 74H165L164 71H162L165 67H163V68H162ZM195 67H196V66H195ZM199 67H197V68H199ZM208 67H209V66H208ZM24 68H26L25 71H24ZM161 68H162V69H161ZM254 68H255V67H254ZM260 68H261V67H260ZM263 68H264V67H263ZM100 69H101V71H100ZM107 69H108V70H107ZM107 69H106V70H107V71H106V70H104L103 68H99V70L96 71L98 77H100L101 74H104V75L106 76V77H105L104 75H102V76L100 77L99 80H100L101 82H103L105 79L108 80V79H109L108 76H110V73H112L113 71H114V72H116V71H120V70L122 71L124 68H123V66H121V68H119V69H115V70H113V68H107ZM151 69H152V68H151V66H150V63L144 65L141 71H140L139 69H137V68L131 67V68L129 69L128 73H127L128 76H129V78H130L129 80H130V81H133L134 78L137 77V75H138L140 72H143V73H145L146 75H148V74H150V73L152 72ZM175 69H177V68H175ZM175 69L172 70V72L170 73V74H171V78H172V82H174V83L177 82V80H178V78H179V76H180L179 73H181L180 71H178V70H180V69H177V70H175ZM248 69H249V68H248ZM248 69H247V70L245 69L246 73L243 72V73H245V74H244V75H245V78H244V79H247V81H248L249 79H251V80L253 79V80H254V77H255V78H256V77L258 78V80L256 79V80H257L256 84H255L254 81L252 82L251 80H249V82H248V83H250V81L252 82V83H250V84H251L250 88L256 85V87H253V90H252V88H251V90H250L251 92L249 91L250 88L248 89V91H249V93H250L249 96H253V94H254L255 92L259 91V90L264 91V87H263V89L261 88L262 86H264V75H263V74H264V69H262V70L259 69V70L263 71V72H261V73H263L262 76H261V74L259 73V71H257V70L255 71L254 69H253V72H252V69H250V70H251V74H252V76H246V75L250 74V72H249ZM255 69H256V68H255ZM15 70H16V73H15ZM28 70H29V71H28ZM209 70H210V69H209ZM18 71H20V72H18ZM30 71H31V73H30ZM99 71H100V72H99ZM104 71H105V73H104ZM182 71H183V68H182ZM207 71H208V69H207ZM17 72H18V73H17ZM25 72L28 73L29 75H28V74L25 75V74H24ZM98 72H99V73H98ZM174 72H175V73H174ZM247 72H249V73H247ZM44 73H45V72H44ZM253 73H254V74H253ZM5 74H7V76H9V77H7ZM13 74H14V75H13ZM3 75H4V77H3ZM166 75H169V74L166 73ZM166 75H165V77H166ZM5 76L7 77V79L5 78ZM176 76H177V77H176ZM107 77H108V78H107ZM146 77H148V76H146ZM151 77H152V75H151ZM153 77H156V75H153ZM180 77H181V76H180ZM3 78H4V79H3ZM38 78H39V77H38ZM102 78H103V79H102ZM132 78H133V79H132ZM166 78H167V77H166ZM169 78H170V75H169ZM169 78L166 79V82H167V83H168V81H169ZM171 78H170V79H171ZM259 78H260V79H259ZM2 79H3V80H2ZM29 79H30V80H29ZM31 79H32V80H31ZM261 79H262V80H261ZM4 80H5V81H4ZM17 80H18V81H17ZM106 80H105V81H106ZM147 80H148V78H147ZM149 81H150V80H149ZM164 81H165V78H164ZM6 82H7V81H6ZM35 82H36V81H35ZM166 82H165V83H166ZM260 82H261V83H260ZM28 83H29V84H28ZM253 83H254L255 85H253ZM162 84H163V83H162ZM250 84H248V86H249ZM148 85H150V86L148 87V89L152 88V84L149 83ZM163 85H164V84H163ZM224 85H225V84H224ZM136 86H137V85H136ZM225 86H226V85H225ZM222 87H223V86H222ZM222 87H221V86L218 87L219 89H218V88H213L214 91L209 90V92L212 91V93L210 92V93H211V94H210V99H212L213 101L215 100L214 102L218 101L217 98L220 97V96L222 95V94H221V95L219 96V94H220V92H221V90H222ZM179 88H180V87H179ZM225 88H227V87H225ZM225 88L223 87V89L226 90V92H227V89H228V88H227V89H225ZM215 89H216V90H215ZM220 89H221V90H220ZM255 89H256V90H255ZM140 90H142V91L145 92L146 88L143 89L142 87H140V89H139V87H134V91H133V92L136 93V91H140ZM205 90H207V89H205ZM148 91H149V90H148ZM152 91H153V90H152ZM215 91H216V93H215ZM253 91H254V93H253ZM262 91H260V92H262ZM213 92L215 93V95L217 94V96L213 95V94H214ZM226 92H224V93H226ZM260 92H258V93H260ZM145 93H146V92H145ZM153 93H154V91H153ZM156 93H157V92H156ZM156 93H155V94H156ZM221 93H223V92H221ZM227 93H228V92H227ZM227 93H226V95H227ZM260 94H261V93H260ZM150 95H151V96H150ZM226 95H225V96H226ZM256 95H257V94H254L255 98H256L257 96H259V97H258V100H259L260 102L256 101L257 98L254 99V98H253L254 96H253L252 99H251L252 101H251V100H250V101L253 102L252 104H257V105H259V103H260L259 106H261V108H263V107H264V95H257V96H256ZM134 96H135V95H134ZM134 96H133V98H134ZM222 96H223V98H224V95H222ZM198 98H199V97H197V96H195V97H193V98L191 97L190 100L188 99V101H189L191 104H190L188 101H187V102H188L190 105H193V104H195L198 100H200V102L203 100V99L201 100V98H199V99H198ZM220 98H221V97H220ZM220 98H219V100H220ZM144 99H145V102H144V104H142V105H143V107H144L145 103L147 102L146 105H145V106H146V107H145V110H146V109H147V110L145 111L144 109H141V108H140V107L142 106V105H141L142 102H140V105H141V106L136 110L137 113L134 111L135 115H137V116L135 117V115H134L133 117H135V118H134L135 123H138V125H137V124H134V125L138 126V127H136L135 130L140 132L139 137H142V138L144 137L145 139L148 137L147 140L143 139V141L145 140V143H146L148 140H150L149 137H150L151 134L153 135V137H152V135H151L152 138H155V137H156V136H155V133H156V134L158 135V137H156V138H157V139H158V138L161 139L160 136H159V134L157 133V130H158V129H159V130L162 129V126H161L162 124H161V123H159V125H156V124H158V122H163L164 120L168 119L170 116H167V115H169V112H167V111L165 110V109H166L165 107H166V106L168 107L169 103L166 102V101H164V100H166V98H164V96H162V95H160V94H159L158 96H157V95L154 96L153 94H151V91H150V93H147V95L145 96ZM191 100H192V101H191ZM195 100H197V101L193 103V101H195ZM227 100H228V99H227ZM227 100H226V99L224 100V101L227 102V103L225 102V105L227 104L226 106L224 105L225 107H224L223 105H221V106H222V108H221L219 105L217 106V104H216V107H218V109L216 110L215 105H213L214 108L212 109V112H211V110H209L208 114H209V115L211 114V115H213V116H216V117H217L216 119L219 120V121L222 120V121H221V124H222V123H224L225 121H227V119H228V117H227L228 114H230V113L232 114V113L234 112V110H233V111H229V110H227V109H228V108L231 109V108L233 107V104L235 103V107H233V108H235L237 111L235 110V111H236V114H235V112H234L233 114L238 115V116H236V117H239V115H240L241 119H242L245 123H248V120L244 117V116H245V115H244V112L246 111L245 114L247 113V111H248V107H247V106L250 104V103H249L250 101H249V100H246L245 98H243V99L240 98V100L238 99V100H232V101H231V99L228 100V101H227ZM244 100H245L246 102H245ZM213 101H212V102H213ZM220 101H222V98H221ZM230 101H231V103H232V102H233V103L230 104ZM238 101H240V102H238ZM243 101H244V102H243ZM148 102H149V103H148ZM164 102H165V103H164ZM187 102H185V103H187ZM200 102H198V103H200ZM247 102H248V103H247ZM157 103L160 104V105H158ZM188 103H187V104H188ZM228 103H229V105H228ZM241 103H242V104H241ZM245 103H246V104H245ZM148 104H151V105H148ZM261 104H262V105H261ZM230 105H231L232 107H231ZM149 106H150V108H149L150 110L147 108V107H149ZM151 106H152V107H151ZM153 106H156V107L153 108ZM213 106H212V107H213ZM228 106H230L231 108L228 107ZM242 106H243V107H242ZM262 106H263V107H262ZM143 107H142V108H143ZM233 108H232V109H233ZM153 109H154V110H153ZM155 109H156V110H155ZM219 109H220V111H219ZM158 110H160V111L163 112V113L166 111L164 114L162 113L164 116H162V115H161V112L158 111ZM262 110H264V108H263ZM138 111H139V113H138ZM150 111H151V112H150ZM149 112H150L151 115H153L152 118H153V117H155V118L151 119V116L148 117V116L150 115V114H148ZM158 112H159V113H158ZM210 112H211V113H210ZM237 112H238V113H237ZM262 112H263V111H262ZM212 113H214V114H212ZM219 113H220V115H219ZM222 113H223L224 115H223ZM227 113H228V114H227ZM263 113H264V112H263ZM144 114H145V115H144ZM165 114H166V115H165ZM225 114H226V115H225ZM233 114H232V115H233ZM242 114H243V115H242ZM142 115H143V116H142ZM158 115H161V116L159 117ZM211 115H210V118H209V119L213 118V117H211ZM235 115H234V116H235ZM140 116H142V117H140ZM146 116H147V117H146ZM157 116H158V117H157ZM175 116H177V115H175ZM175 116H174V118L172 117V119H171L172 121H173V120L176 121V120L178 119V118L175 117ZM234 116H232L231 118H234ZM223 117H225V120H223V119H224ZM242 117H243V118H242ZM140 118H142V119L145 118V120H143V122H142V120H139ZM149 119H150V120H149ZM209 119H208V120H209ZM137 120H138V121H137ZM212 120H214V119H211V121H212ZM232 120H233V119L230 120V118H229V121H232ZM242 120H241V121H242ZM251 120H252V119H251ZM243 121L240 122V123L243 124V123H244ZM249 121H250V117H249ZM132 122H133V119L131 120L130 123H128V127H129V126L131 127V125L134 123V122H133V123H132ZM141 122H142V124L144 123L143 126L140 125ZM207 122H208V121H207ZM232 122H233V121H232ZM131 123H132V124H131ZM146 123H148L147 127L145 126ZM149 123H151V124H149ZM152 123H155V124H152ZM209 123H210V121H209ZM230 123H231V122H230ZM249 123H250V122H249ZM256 123H258V122H256ZM160 124H161V125H160ZM250 124H251V123H250ZM139 125H140V126H139ZM244 125H246V124H244ZM158 126H159V127H158ZM238 126H240V124H238ZM241 126L243 127V125H241ZM123 127H124V126H123ZM123 127H121V128H123ZM132 127H133V126H132ZM148 127H150V128L152 127L151 129H153V130H155V131L151 130V129L148 128ZM160 127H161V128H160ZM121 128H120V129H121ZM124 128H126V127H124ZM124 128H123V129H124ZM141 128H142V129H141ZM143 128H144V129H143ZM154 128H156V129H154ZM157 128H158V129H157ZM243 128H244V127H243ZM120 129H118V131L115 133V134H117L116 136H120V133L122 132ZM123 129H122V130H123ZM147 129H148V131H147ZM239 129H240V128H239ZM119 130H120V131H119ZM237 130H238V128H237ZM237 130H236V132H233V134L235 133V134H234V135L236 136L235 138L238 137V134H236V133H237ZM141 131H142V132H141ZM173 131H174V132H173ZM173 131L171 132V133H172V135H170L171 137H170V136L168 137L169 140L167 141V140H165V138H164L165 141H163V142H165V143L168 142V143H169L170 141L172 142V141L175 140L176 138L178 139V134H181L180 131H179V130H173ZM241 131H242V130H241ZM148 132H149V133H148ZM152 132H154V133H152ZM160 132H163V131L160 130L159 133H160ZM171 133H169V134H171ZM239 133H241V132H239ZM145 134H146V135H145ZM160 134L163 135L162 133H160ZM174 134H175V136H174ZM229 134H230V133H228L227 138H228ZM241 134H242V133H241ZM241 134H240V135H241ZM143 135H144V136H143ZM147 135H148V136H147ZM176 135H177V136H176ZM231 135H232V134H231ZM234 135H232V136H234ZM240 135H239V137H240ZM58 136H61V137H58ZM232 136H231L230 138H232ZM52 137H53V138H54V137H58V138L60 139V138H65V137L68 138V135L66 134V132H60V133H58V134H56V135L54 134ZM134 137H135V136H134ZM151 137H150V138H151ZM173 137H174V139H173ZM156 138H155V140L157 141ZM171 138H172L173 140H172ZM241 138H242V135H241ZM241 138H240V139H241ZM166 139H167V138H166ZM219 139L221 140V138H219ZM219 139L217 140L218 143H219ZM228 139H229V138H228ZM233 139H234V137H233ZM155 140L152 139V142H153V141L156 142ZM162 140H163V137H162ZM162 140H161V141H162ZM236 140H237V143L234 141V142H235V145L233 144L234 146L231 145V142H229V141H231V140H229L228 143H230V144H229L230 146L227 147L226 150L224 149V150H225V153H229V154H230L229 151L234 150V151H233L234 154L231 152L232 155H235V156H236V155L238 154L236 157H235V156L233 157L232 155H230V158H229V155H228V158H229V160H231V161H235V158H236V160H237V159L239 160L238 156L240 157V159H242L241 157H243V155H244V154H242L243 151L240 153L241 149H239L238 152H237V150H236L237 148H240V147L242 148V146H240V145H242V142H243V141H241L240 143H238L239 138H237ZM124 141H125V140H123V142H124ZM135 141H136V140H135ZM158 141H160V140H158ZM161 141H160V142H161ZM166 141H167V142H166ZM148 142H149V141H148ZM152 142H151V143H152ZM220 142H221V141H220ZM124 143H125V142H124ZM134 143H135V142H134ZM145 143H144V144H145ZM156 143H157V142H156ZM156 143H155V145H154V147L156 146L155 148L153 147V144H154V143L150 144L149 146H147V143H146V146H147L148 148L150 147V151L152 150L151 148H154L151 152L153 153V151L156 150V151H154V152H155L156 155H157V154H158V149H157V144H156ZM225 143H227V142H225ZM232 143H233V142H232ZM221 144H222V142H221ZM238 144H239L240 147H239V146L237 147ZM245 144H246V142L243 143V145H244L243 147H244V148L247 147V146H245ZM222 145H223V144H222ZM125 146H126V145H125ZM144 146H145V145H144ZM151 146H152V147H151ZM158 146H159V145H158ZM232 146L235 147L236 149L233 148ZM135 147H136V146H135ZM139 147H140V145H139ZM147 147H143V146H142L141 149H140V148H139V149H140L141 151H142L143 148L146 149V150H148ZM158 148H159V147H158ZM229 148H230V149H229ZM124 149H125V148H124ZM137 149H138V147L136 148V150H137ZM125 150H126V149H125ZM136 150H135V151H136ZM140 150H139V151H140ZM146 150H145V151L143 150L144 153H145V152H148V153L150 152L149 150H148V151H146ZM227 150H228V151H227ZM235 150H236V151H235ZM244 150H245V149H244ZM246 150H247V149H246ZM246 150H245V152H246ZM139 151L137 150L138 153H140ZM137 152H135V153L137 154L136 157L138 156V153H137ZM151 152H150V154H151ZM235 152H236L237 154H236ZM57 153H61V152L58 151ZM148 153H147V154H144V156L147 155V156L144 158V160H143V161H145V162H146V161H147V162L150 161L149 159L152 157L151 155H154V154H155V153H153V154L150 155V154H148ZM239 153L241 154V156L239 155ZM246 153H247V152H246ZM149 155H150V157H149ZM156 155L154 156V158L157 159V160H155L154 158H153L154 160H151V162H153V169H150V168L147 166L149 163H145V164H144L143 161L141 162V163H143L144 166H145V167L142 166L143 171H142L141 168H140L141 170H139L138 168H135V169H130V168H129V167H130L129 165L132 164L131 162H132L133 159H135V158L131 159V161L126 160L125 162H123L124 164L122 163L120 169H121V168H124V166H125V164H126V165H127L126 168H129L131 171H129V169H126L128 172H127V171H122V172H121L122 175H124V174L129 175V174H127V173H130V175H131V172H133V171H134V173H138L139 171H142V174L139 172V173L141 174L140 176H141L143 179H147V176H152L154 173H159L160 171H159V169H158L157 167H158L160 164L162 165V163L159 162V161H161V160L158 158V155H157V156H156ZM173 155H174V153L172 154V160H171V162H174V163H175L176 158H175ZM183 155H184V157H183ZM183 155H182L181 158H182V159L184 158V159L181 160V161H182L184 164H185V163H188V157H187V154L184 153ZM226 155H227V154H226ZM245 155H246V154H245ZM144 156H143V157H144ZM246 156H247V155H246ZM134 157H135V156H134ZM143 157H142V158H143ZM147 157H149V158H147ZM220 157H221V159H222V158H224L225 156H223V157L220 156ZM142 158H141V160H142ZM146 158H147V159H146ZM226 158H227V157H226ZM226 158H225V159H226ZM231 158H232V159H231ZM243 158H244V157H243ZM136 159H137V161H136ZM136 159H135L134 162L137 163V162H138V157H137ZM158 159H159V160H158ZM173 159H175V160H173ZM185 159H186V161H185ZM218 159H219V158H218ZM242 160H243V159H242ZM242 160H239V161H242ZM154 161H155V162H154ZM181 161H180V162H181ZM220 161H221V160H220ZM127 162H128V163H127ZM129 162H130V163H129ZM151 162H150V164H152ZM221 162H222V161H221ZM221 162H219V160H217V161L215 162V164H217V166H216L217 169H219V168L221 167ZM136 163H135V164H136ZM155 163H157V164H155ZM219 163H220V165H219ZM248 163H249V162H248ZM128 164H129V165H128ZM135 164H134V165H135ZM137 164L139 165L140 163H137ZM150 164H149V166H150ZM158 164H159V165H158ZM251 164H252V163L250 162V163L247 164V165L252 166ZM161 165L159 166L160 170H161V168L164 167V165H163V166H161ZM140 166H141V164H140ZM155 166H156V167H155ZM178 166L181 167V164L178 165ZM182 166H183V165H182ZM184 166H185V165H184ZM132 167H133V166H131V168H132ZM135 167H137V166H135ZM146 167H147V168H146ZM179 167L177 168V171H178V172L180 171V174H181V175H179V177L176 176V175L173 176V174H171V173H174L175 171H170V170H169V171H168L169 174H167V173H162V174H165V175H166L165 178H167V177H171V178L176 177L175 179L180 178V179H179V182H177V180H176V181L174 180L173 182H171L172 184H174V187H175V186H176V187L178 186L177 189L180 187L179 185H181V187H184L185 190H187V188H190V185H192V184H194V183L197 184V183H199V182H202V183L204 182V183H205V181H208L206 178H209V177H210V176L207 177L208 175H210V174H208L207 172L211 173V171H210V170H209V171H206V169H209V168H205L204 166H201V167H200L201 169H203V171H201L202 173L199 172L198 176H195V175H194L195 178H194V176H193L192 179H190V176H187L188 172H187L186 170H184L185 172H183V170H178ZM202 167H203V168H202ZM243 167H248V166L243 165V166L237 167L238 169H237V168L234 169V170H233L232 172H230L228 175H227V174H222L223 176L221 175L222 179H223L224 181H226L225 184L230 185L229 192L227 193V194H229V195L226 196V197H227V198H226V199H227L226 201H228L229 199H230V201L232 200L231 202L228 201V202L230 203V207H227V208H229V210H231V211H233V210H237V207H238L239 205H241L243 202L246 203V199H247V202H248V201L251 202V201L253 200V197H252L253 195L251 196V193H252V192H250L252 189L250 190V189H248V188H250V186L253 187V183L255 182V180H256V182L258 183L257 179H258V180L260 179L259 177H257V179L255 178V177L257 176V174H254V175H255L254 180L252 179V178H253V175H250V174H249V175H250V178L248 177L249 175L245 176L246 173H247V171H248V170H247L248 168H245L247 171H245L246 173H244L242 170H240V168L243 169ZM253 167L255 168L254 165H253ZM133 168H134V167H133ZM154 168H155V169H154ZM156 168H157V169H156ZM181 168H182V167H181ZM183 168H184V167H183ZM183 168H182V169H183ZM222 168H223V166L221 167V169H222ZM260 168H261V167H260ZM136 169H138L139 171H138V170L136 171ZM144 169H145V170H144ZM245 169H244V170H245ZM252 169H253V168H252ZM252 169H251V170H252ZM261 169H262V168H261ZM121 170H123V169H121ZM121 170H120V171H121ZM132 170H133V171H132ZM146 170H147V171H146ZM148 170H149V171H148ZM152 170H155V171H152ZM163 170H164V169H163ZM163 170H162V171H163ZM222 170H223V169H222ZM249 170H250V168H249ZM144 171H145V172H144ZM158 171H159V172H158ZM204 171H205V173H203ZM123 172H127V173H124V174H123ZM147 172H148V173H149V172H152L153 174L150 175V174H147ZM236 172H237V173H236ZM263 172H264V170H263ZM143 173H144V174L146 173L147 175L145 174L146 176H143ZM185 173H186V174H185ZM200 173H201V174H200ZM234 173H235V174H234ZM248 173H249V172H248ZM251 173H252V172H251ZM253 173H256V170H254ZM98 174H99V173H98ZM132 174H133V173H132ZM160 174H161V173H160ZM203 174H205V175H204V180L202 179V177H203L202 175H203ZM206 174H208V175H206ZM231 174H232V176H231ZM236 174H237V175H236ZM167 175H169V176H167ZM170 175H171V176H170ZM109 176H110V174H109ZM153 176H154V175H153ZM172 176H173V177H172ZM230 176H231V178H230ZM251 176H252V177H251ZM110 177H111V176H110ZM183 177H184V178H183ZM149 178H150V177H148V179H149ZM155 178L158 179V178H160V176L158 177V175L156 174V177H155ZM155 178H154V179L152 178V179H153L154 181L157 182V180H155ZM162 178L165 179V178H164V175H162ZM185 178L188 179V181L185 180V181H183L184 183H182L181 180H182V179L184 180ZM198 178L201 179V180H200L199 182H195L196 179H197L196 181H198ZM210 178H211V177H210ZM210 178H209V180H210ZM242 178H243L244 181H246V182H248V180H251V182H248V184L246 183V184H247V186H246V185H245V182L243 181ZM247 178H248V180H247ZM29 179H30V178H29ZM29 179H27L28 181H25V182H23V183H26V185H27V183L30 182ZM31 179H32V178H31ZM173 179H174V178H173ZM235 179H236V180H235ZM240 179H241V180H240ZM32 180H33V179H32ZM32 180H31V181H32ZM191 180H192V181H191ZM202 180H203V181H202ZM252 180L254 181L253 183H252ZM93 181H95V180L93 179ZM149 181H151V178L149 179ZM240 181H242V182H240ZM32 182H33V181H32ZM96 182H97V181H96ZM156 182H153V183H156ZM175 182H177V183H175ZM188 182H189V183H188ZM208 182H209V181H208ZM239 182L242 183V184H239ZM256 182L254 183L255 186H256ZM23 183H21V184H23ZM93 183H94V182H93ZM151 183H152V181L150 182V184H151ZM153 183H152V184H153ZM157 183H158V182H157ZM157 183H156V184H157ZM179 183H180V184H179ZM185 183H186V184L188 183V184L186 185ZM191 183H192V184H191ZM202 183H200V184H202ZM206 183H207V182H206ZM250 183H251V184H250ZM28 184H29V183H28ZM94 184H95V183H94ZM172 184H170V185H172ZM175 184H176V185H175ZM189 184H190V185H189ZM200 184H198V185H200ZM24 185H25V184H24ZM24 185H23V186H24ZM33 185H34V184H33ZM170 185H169V186H170ZM182 185H183V186H182ZM185 185H186V186H185ZM234 185H235V186H234ZM249 185H250V186H249ZM21 186H22V185H21ZM23 186H22V187H23ZM27 186H28V185H27ZM95 186H96V185H95ZM150 186H151L152 189H153V186H155V185H150ZM159 186H160V185H159ZM161 186H162V184H161ZM172 186H173V185H172ZM188 186H189V187H188ZM240 186H246V187H243V188H242V187H240ZM255 186H254V187H255ZM38 187H39V186H38ZM44 187H45V186H44ZM151 187H150V188H151ZM157 187H158V186H157ZM162 187H163V186H162ZM162 187H161V188H162ZM167 187H168V186H167ZM170 187H171V186H170ZM170 187H169V188H170ZM176 187H175V188H176ZM216 187H218V186L216 185ZM239 187H240V188H239ZM254 187H253V189H254ZM25 188H26V187H25ZM28 188H29V187H28ZM32 188H33V187H32ZM32 188H31L30 190L28 189V191L23 190V188H21V189H16V190L14 189V190H12V192H14L13 194L19 196V198H17V199H20L21 197H20V195H18L17 193H21V195H22V194L24 195V194H27V193H28L27 196H28L29 193H30L31 196L33 197L34 194H36L37 192L40 193L41 191L43 192V191H45V190L47 189V187H46V189L43 188V190L40 189L39 191H34V189H33V191H31ZM134 188H136V187H134ZM140 188H141V187H138L136 190H139ZM155 188H156V187H154V189H155ZM164 188H166V187H164ZM164 188H163L162 190H164V191L166 190V191H167L168 188H166V189H164ZM241 188H242V189L247 188V189L250 190V191H248L247 189H245V191H244V190H242ZM44 189H45V190H44ZM154 189H153V191H154ZM220 189H221V188H220ZM133 190H134V189H133ZM141 190H142V188H141ZM148 190H149V188L147 187V191H148ZM162 190L160 189V193L162 192ZM179 190H180V192H181V194H182V190H183V188H179ZM179 190H178V194H179ZM216 190H217V189L215 188L214 191H216ZM246 190H247V191H246ZM128 191L130 192L131 190L128 189ZM142 191H143V190H142ZM144 191H145L144 194L146 195V190H144ZM155 191H157V188H156ZM166 191H165V192H166ZM170 191H171V189H170ZM243 191H244V192H243ZM16 192H17V193H16ZM126 192H127V191H126ZM126 192H125V193H126ZM131 192H133V191H131ZM148 192H149V191H148ZM148 192H147V193H148ZM167 192L169 193V190H168ZM173 192H174V191H172V195H173ZM219 192L221 193V190H219L218 193H219ZM245 192H246V194H244ZM248 192H249L250 194H249ZM44 193H46V192H44ZM157 193H158V195H160L159 192H157ZM168 193H167V194H168ZM236 193H237V195H239V194L243 195V196L239 195L240 198H241V197L243 198V200L241 199L243 202L239 201L240 198H238V196L235 195ZM13 194H9V198H10V197H13V199H14V197L16 198V196H14ZM32 194H33V195H32ZM149 194H151V192H150ZM155 194H156V192H155ZM164 194H165V196H167L166 198H165V196H163ZM164 194L162 195V196L164 197L163 199H165V200L168 199L169 196L166 195V193H164ZM170 194H171V193H170ZM176 194H177V193H174V196H177ZM181 194H179V196L182 198L183 195H181ZM216 194H217V191H216ZM11 195H13V196H11ZM23 195H22V197H23ZM123 195H125V194H123ZM123 195H121V196L118 195V196H116V197L114 196V197H115V199L120 200V199H121L120 197L123 198ZM128 195H129V193H128ZM153 195H154V193L151 194L150 196L153 197ZM172 195H171V196H172ZM225 195H226V194H225ZM245 195H246V196H245ZM247 195H250L251 198H250V196H248V198L245 199V197H247ZM24 196H25V195H24ZM29 196H30V195H29ZM29 196H28V199H27V200L29 201V200L31 199V201H32L33 198H30ZM78 196L80 197V194H79ZM125 196H126V199H127V194H126ZM160 196H161V195H160ZM160 196H159V197H160ZM174 196H173V197H174ZM179 196H178L177 199L180 200ZM35 197H37V196H35ZM35 197H34V199H37V198H35ZM112 197H113V196H112ZM112 197H111V198H112ZM114 197H113V198H114ZM157 197H158V196H157V194H156V198H157ZM159 197H158V198H159ZM229 197H230V198H229ZM29 198H30V199H29ZM124 198H125V197H124ZM128 198H129V197H128ZM156 198H155V199H156ZM169 198L171 199V197H169ZM11 199H12V198H11ZM22 199H23V198H22ZM74 199H76V198H73V201H74L75 203H74V202L71 203V206H72V205L74 206V205L76 204V201H75ZM105 199H107V198H105ZM109 199H110V198H109ZM109 199H107L108 202H113V201H114L115 204H116V206H117V202H116L117 200L110 199V200H113V201H109ZM153 199H154V198H153ZM153 199H152V200H151V198L149 199V200H151V202H149V203L151 204V206H152V203L154 204ZM163 199L160 198L159 200H160V201L162 200V201L164 202ZM170 199H168V202L170 201ZM234 199H235V200H234ZM14 200H15V199H14ZM57 200H58V199H57ZM128 200H129V199H128ZM179 200H178V201H179ZM181 200H182V199H181ZM31 201H30V202H31ZM33 201H34V200H33ZM59 201H60V200H59ZM59 201H58V202H59ZM122 201H123V202H121V200H120V202H118V203L120 204V206H121L122 203L125 205V203L128 202L127 200H126V202H125V200H122ZM154 201H155V200H154ZM162 201H161V202H162ZM174 201H175V199H174ZM174 201H173V199H172V202H174ZM185 201H186V200H185ZM236 201H237V202H236ZM58 202H57V203H58ZM60 202H63V201H60ZM114 202H113V203H114ZM158 202H159V201H158ZM161 202H159V203L161 204ZM165 202H166V201H165ZM165 202H164V203H165ZM234 202H235V203H234ZM54 203H56V202H53V204H54ZM66 203H67V202H66ZM159 203H157V206H152V209H155L154 207H156V210H157V209L159 210V208L163 206V204H162V206H160ZM170 203H171V201H170ZM209 203H210V202H209ZM236 203H237V204H236ZM245 203H243V204H245ZM123 204H122V206L124 207ZM126 204H127V203H126ZM158 204H159V205H158ZM166 204H167V203H166ZM166 204H164V205L167 206ZM168 204H169V203H168ZM172 204H173V203H172ZM172 204H170V205H172ZM210 204L212 205V203H210ZM227 204H228V203H227ZM231 204H232V206H231ZM243 204H242V205H243ZM51 205H52V202H51ZM170 205H168V206H170ZM120 206H118V209H119ZM148 206H149V205H148ZM159 206H160V207H159ZM172 206H173V205H172ZM206 206H207V204L205 205V207H206ZM209 206H210V205H208L207 208H204V207H203V210H204L203 212L206 213V212H209L210 210L212 211L211 208H210V210L208 211ZM213 206H214V205H212L211 207H213ZM123 207H120V208H123ZM144 207H145V206H144ZM146 207H147V206H146ZM146 207H145V208H146ZM158 207H159V208H158ZM176 207H178V206H176ZM176 207H175V208H176ZM145 208L142 209V210H140V212L143 211V214H140V215H141V216L143 215V218H144V219H145L146 216L150 215V214H148V213H149V212H148V209H150V208L147 207V208H148V209L146 208L147 210H146ZM227 208H226V209H227ZM31 209H32V208H31ZM164 209H165V208H163V210H164ZM169 209H171V208H169ZM169 209H168V210H169ZM176 209H177V208H176ZM200 209H202V208H200ZM206 209H207V210H206ZM226 209H225V210H226ZM99 210H100V209H99ZM145 210H146V211H145ZM158 210L156 211L157 213H158ZM160 210H161V208H160ZM163 210H162V212H163ZM171 210H172V209H171ZM173 210H174V208H173ZM31 211H32V210H31ZM33 211H34V210H33ZM33 211H32V213H37V212H35V211L33 212ZM149 211H150V210H149ZM152 211H153V210H151L150 213H152V214L154 215L155 211H154V213H153ZM165 211H166V210H165ZM165 211H164V213L166 214ZM169 211H170V210H169ZM169 211H168V212H169ZM182 211H183V210H181V208L178 209V212H180V214H182V213H181ZM185 211H186V210H185ZM97 212H98V211H97ZM144 212H145V213L148 212V213H147V214H144ZM174 212H175V211H174ZM176 212H177V211H176ZM176 212H175V213H176ZM187 212H188V211H186V213H187ZM203 212H202V213H203ZM29 213H31V212H28V214H29ZM32 213H31V214H32ZM45 213H46V211H45ZM157 213H155V215H156L157 217H156V216H153V217H150V218H149V216H148L146 219H147V220H150V219H153V218H154V219L157 218V221H159L160 225H162V226L164 225L165 222H167V220H166V221H163V220L165 219V217L167 216V218H169L171 215L168 216V214H171V213L174 214L173 211H172V212L168 213V214L164 217V215H165L164 213H160V212H159V213H160V214H158L159 216L157 215ZM202 213H201V214H202ZM25 214H27V213H25ZM25 214H24V215H25ZM38 214H41V212H40V213L38 212ZM42 214H43V213H42ZM42 214H41V215H42ZM102 214H103V213H102ZM162 214H164V215H163L164 218L160 216V215H162ZM188 214H189V216H190V213H189V212H188ZM188 214H187V215H188ZM199 214H200V213H199ZM206 214L208 215V213H206ZM223 214H224L225 216H224ZM223 214H222V216H221L222 218H227V217L229 216V215L226 214V213H223ZM24 215H22V216H24ZM41 215H40V216L38 215V217L40 218ZM46 215H48V214L46 213ZM95 215L97 216V215H99V214H95ZM176 215H177V214H176ZM27 216H28V215H27ZM27 216H26V217H27ZM29 216H30V215H29ZM42 216H43V215H42ZM93 216H94V215H93ZM100 216H103V215L100 214ZM137 216H139V214H137ZM144 216H145V217H144ZM178 216H179V213H178ZM185 216H186V215H185ZM205 216H206V215H205ZM24 217H25V216H24ZM32 217H33V218H36L35 215H33ZM32 217L30 216V218H32ZM97 217H98V216H97ZM155 217H156V218H155ZM172 217H173V216H172ZM174 217H175V216H174ZM183 217H184V215H183ZM187 217H188V216H187ZM27 218H28V217H27ZM30 218H29V219H30ZM41 218H42V217H41ZM98 218H99V217H98ZM100 218H101V217H100ZM102 218H103V217H102ZM102 218H101V221L103 220ZM143 218H140V219L142 220ZM148 218H149V219H148ZM161 218H163V220H162V221H163V224H161V223H162ZM167 218H166V219H167ZM185 218H186V217H185ZM190 218H191V217H190ZM65 219H66V218H65ZM124 219H127V218H124ZM146 219H145V220H146ZM154 219H153V221H154ZM7 220H8V219H7ZM97 220H98V219H97ZM97 220H96V224L98 223ZM135 220H138V217H136ZM141 220H140V221H141ZM145 220H144V221H145ZM170 220H171V217L169 218V221H170ZM172 220H173V218H172ZM172 220H171V222H172ZM182 220L184 221L185 219L182 218ZM187 220H189V219L187 218L186 221H187ZM61 221H64V222H65L64 219L61 220ZM68 221H69V219H68ZM101 221H100V219H99V222H101ZM122 221H123V220H122ZM155 221H156V220H155ZM174 221H175V220H174ZM176 221H179L178 218H177ZM180 221H181V220H180ZM190 221H191V220H190ZM66 222H67V221H66ZM71 222H72V221H71ZM89 222H90V221H89ZM89 222H87V223H89ZM137 222H139V221H137ZM141 222H143V221H141ZM187 222H189V221H187ZM61 223H62V222H61ZM67 223H68V222H67ZM75 223H76V222H75ZM84 223H85V222H84ZM87 223H85V224H87ZM90 223H91V222H90ZM92 223H93V222H92ZM125 223H126V222H125ZM125 223H123V224H125ZM157 223H158V222H157ZM159 223H158V224H159ZM174 223H175V222H173V224H174ZM177 223H179V222H177ZM180 223H182V225H183V222H182V221H181ZM65 224H66V223H64V225H65ZM80 224H81V223H80ZM85 224H84V227H87V226H85ZM96 224L93 223L92 225L95 226ZM99 224H100V223H99ZM119 224H120V223H119ZM119 224H118L117 226H119ZM123 224H122V222H121V225H123ZM138 224H139V223H138ZM155 224H156V223H155ZM167 224H169V223H167ZM170 224L172 225V223H170ZM184 224H185V222H184ZM192 224H193V222H192ZM210 224H211V223H210ZM210 224H209V225H210ZM212 224L214 225V227L216 226V228H217V232L222 231V232L225 233L224 227L221 228V229H223V230H220V228H218L217 225H215L214 223H212ZM69 225H70V221H69L68 225H66V226H69ZM77 225H79V223H77ZM77 225H76V226H77ZM88 225H89V224H88ZM90 225H91V224H90ZM92 225H91V226H92ZM126 225H127V224H126ZM136 225H137V224H136ZM139 225H140V224H139ZM171 225H170V226H171ZM175 225H177V224H175ZM186 225H187V224H186ZM186 225H185V226H186ZM189 225H191V224L189 223ZM193 225H194V224H193ZM80 226H82V225H80ZM80 226H79V227H80ZM99 226H100V225H99ZM137 226H138V225H137ZM156 226H159V225L156 224ZM167 226H168V225H167ZM167 226L164 225L163 227H167ZM172 226H174V225H172ZM177 226H178V225H177ZM185 226H184V227H185ZM196 226H197V225H196ZM198 226H199V225H198ZM198 226H197V227H198ZM84 227H83V230L79 228L81 231H80V230H79V231H76V230H75V232H76V233H75L76 237H77V235L79 234V232L84 231ZM88 227H89V226H88ZM92 227H93V226H92ZM123 227H124V225H123ZM123 227H122V226H119V227H117V228L119 229V228H123ZM125 227H126V226H125ZM141 227H143V226H141ZM141 227H140V228H141ZM159 227H161V226H159ZM159 227H158V228H159ZM184 227H183V228H184ZM193 227L195 228V225H194ZM193 227L190 226V228H193ZM197 227H196V228H197ZM202 227H205V226H201V227H199V230H200ZM209 227L211 228V226H209ZM209 227H208V228H209ZM212 227H213V226H212ZM214 227H213V228H214ZM67 228H68V227H67ZM81 228H82V227H81ZM89 228H90V227H89ZM89 228H87V229H89ZM94 228H95V227H94ZM99 228H100V227H99ZM151 228H152V227H151ZM167 228H168V229H167ZM167 228H166L167 231H166V229H165V230H162V231H166V233L169 232V227H167ZM170 228H173V227H170ZM175 228H176V227H175ZM180 228H181V227H180ZM185 228H187V227H185ZM185 228H184V229H185ZM194 228H193V229H194ZM210 228L208 229L207 232H209V233L211 232V234L214 235V232L216 233V231L212 232L211 230H213V229H212V228L210 229ZM74 229H75V228H74ZM74 229H73V231H71V232H73L72 235L74 234ZM76 229H78V228H76ZM87 229H85V230H87ZM90 229H92V228H90ZM90 229H89V230H90ZM118 229H116V232H117V231H119V232L122 231V232H123V230H120V229L118 230ZM154 229H155V228H154ZM178 229H179V228H178ZM178 229H177V231H178ZM184 229H183V230H184ZM94 230H95V229H94ZM94 230H93V231H94ZM113 230H115V229L113 228ZM151 230H153V228H152ZM151 230L149 231V232H150L149 234H152V233H151ZM158 230H160V229H158ZM158 230L156 229V230H154V232H157ZM173 230H174V229H173ZM179 230H180V229H179ZM181 230H182V229H181ZM183 230H182V232H183L184 234H186L187 232H186V231H183ZM185 230H187V229H185ZM203 230H204V229L200 230L201 232H195V229H194V232H193V233H197V238L194 237V236H192L191 234H187V236L189 235V237H188V238H189V242L192 241V239H194L192 243L190 242L191 244L194 243L193 245L189 244V242L185 240L186 238L183 239V241H184V240L186 241L185 244L188 243V244L186 245L187 247H186L184 244L181 245V244L179 243L182 247L184 246V248H185L186 250L188 249L187 252L185 251L186 253L183 252V254H182L181 251H178V252H180V253H177V250H182V251H183V249H181L182 247H181L179 244H178V246H180L181 248H180V247H175V249L173 248V249L175 250V252L178 254L177 256H179V254H180V255L182 254L181 256H182V258H184V259H181L180 256H179V258H178L176 255H173V254H172V255L174 256L173 258H174V261H176V263H177V262H179V263L182 262V263L188 264V263L190 262V264H191V263L194 264L193 262H195V258H196V256L199 255V254L197 255L196 253H199L200 250L204 249V248L201 247V246L198 247V245H201L203 242H204L203 245H208V244H211V243H212V241H211V240H212V239H211L212 237L209 239L210 242H209L208 240H207V242H206L205 239H208V238H209V235H208L209 233H207V232L204 233V231L207 230L206 227H205V230H204V231H203ZM214 230H216V229L214 228ZM67 231H68V230H67ZM91 231H92V230H90V232H91ZM93 231H92V232H93ZM98 231H99V230H98ZM124 231H126V230H124ZM140 231H142V229H141ZM140 231H139V233H140ZM143 231H144V230H143ZM170 231L172 232L171 229H170ZM175 231H176V229H175ZM175 231H173V232L175 233ZM177 231H176V232H177ZM196 231H197V230H196ZM95 232H96V231H95ZM95 232H94V233H95ZM99 232H100V231H99ZM112 232H113V231H112ZM116 232H115V233H116ZM122 232H121V233H122ZM145 232H146V234H148V231H147V230H145ZM160 232H161V231H160ZM173 232H172V233H173ZM191 232H192V229H191ZM191 232H190V233H191ZM77 233H78V234H77ZM86 233H87V231H86ZM121 233H120L119 235H121ZM124 233H125V232H124ZM142 233H143V235H145L144 232H141V234H142ZM162 233H163V232H161V234H162ZM164 233H165V232H164ZM199 233H200V235H199ZM220 233H221V232H220ZM224 233H223V234H224ZM50 234H52V233H50ZM82 234H85V233L82 232ZM91 234H93V233H91ZM112 234H113V233H112ZM117 234H118V233H117ZM141 234H140V235H141ZM153 234H154V233H153ZM176 234H177V233H176ZM176 234H174V235H176ZM181 234H182V233H181ZM201 234H204V236L201 238V240L203 239L202 242H200V240H199V239H200V236H202ZM211 234H210V236H213V235H211ZM221 234H222V233H221ZM237 234H238V235H237ZM239 234H240V235H239ZM109 235H111V232H110ZM114 235H115V234H114ZM119 235H118V236H119ZM155 235H157V233H156ZM158 235H159V234H158ZM163 235H165V234H163ZM169 235H173V234L170 233ZM235 235H236V236H235ZM241 235H242L241 232H239V233L236 232V233H234V236L236 237V238H235V237L233 236V234H231V235H230L231 237H230V236L228 237V238H232V237H233L231 241H227V240H225V238H223L224 241H223V239H222V241L220 242V245L218 246V247H220V248L216 247V246H217V243L215 242V239H214V240H213L214 242L212 243V244H214V245H213L212 248H211V249L214 251V253H213V251L210 250V249H209V250L212 251L213 254H211L210 252H208V249H207V246H206L207 251H206V253H205L206 255H204V256H205V257H204V261H205L204 264H207V262H208V264H211V263L209 262L210 259H211V257H212V259H211L212 261H211V262H213V258H214V257H215V259H217V261H214L212 264H216V262H219V264H220L221 261H223V262H222L223 264L227 263L228 261H229L228 264H234V263L236 262V261H235L236 259L239 260L240 262L242 261V263H240L239 261H237V262L240 263V264H255V263H256V264H264V255H263L264 253H261V254H260V252H258L259 255H255L256 253L254 254V252H252V250L249 248V244H248V242H249V237H248V236H249V235H247V236H246V235H245V236L243 235L242 237H241ZM73 236H74V235H73ZM78 236H79V235H78ZM115 236H116V235H115ZM121 236H122V235H121ZM138 236H139V234H138ZM138 236H137V237H138ZM149 236L151 237V235H149ZM152 236H153V239H156L154 235H152ZM161 236H162V235H161ZM178 236H179V235H178ZM184 236H185V235H184ZM190 236H191V237H190ZM195 236H196V235H195ZM113 237H114V236H112V238H113ZM116 237H117V236H116ZM144 237H145V236H144ZM144 237H143V238H144ZM146 237H147V236H146ZM166 237H167V236H166ZM170 237H172V236H170ZM182 237H183V235H182ZM204 237H205V238H204ZM239 237H240V238H239ZM247 237H248V238H247ZM114 238H115V237H114ZM117 238H118V237H117ZM158 238H160V237L158 236ZM158 238H157V239H158ZM161 238H163V237H161ZM177 238H178V237H177ZM183 238H184V237H183ZM191 238H192V239H191ZM243 238H244V239H243ZM245 238H246V242H245ZM106 239H109V240H107V243H111V242H109V241H112V243H113V241H114L116 238L113 240V239L109 238V236H108ZM110 239H111V240H110ZM139 239L141 240L142 237H140ZM148 239H149V241H150V238H148ZM163 239H165V237H164ZM167 239H169V237H168ZM175 239H176V237H175ZM234 239H235V240H234ZM35 240H36V243H37V240H39V239H35ZM136 240H137V239H135V241H136ZM142 240H143V239H142ZM145 240H146L147 243H145V241H141V245H143V246H142L143 248H141V246H139L140 244H139V245H138V243L136 244V246H138V248H140V249H137V247H136V248H135V251H134V249H133V248L135 247V245L133 244L134 247L131 246V248H132V252H131V250H130V251L128 250V249H130V247H128L127 239H126V241L124 240V243H122V245L119 243V244H120V247H122V248H120L117 244H116V246H115L114 244H113V245L111 244L112 247H111L110 244H109V247H108V244H107V245H105V247L107 248V249H106V248L104 247V244H105V243H103V240H102V243H103V244H102L100 241H99V244H96V245L93 244V245H94L93 247L95 248V249L93 248V250H92V247L89 248V246H81V247H83V249H81V247H77L76 244H72L73 247H74V245H75L74 249L77 251V255L75 254L76 251H72V250H74L72 246H71L72 248H70V249H71V250H70V249H68L69 247L66 248L65 245H64L65 248L63 247L61 250L59 249L60 251L57 250V252H56V250H55L56 247H54V250H52L53 248H52V249H48V250L45 249V250H47V251L45 252L46 257L42 256L43 259H42L41 257L38 258V259H39V260H38L39 262H37V260H33L34 263H32L33 261H32V262L29 261V262H30L29 264H35V262H37L36 264H49V263L52 264V262H54V259H55V258H56V259H55V262H54L53 264H71V261H72V260H73V261H72V264H74L73 262H74V259H75V258H74L73 256L76 257V260L79 259V260H78V261H79V264H83L82 261L80 262V260L83 259V256L87 257V258L84 259V261L87 262L88 264H93V262H95V261H99L101 264H102V263H103V264H104V263H105V264H111L110 262H111L112 259H110V258H111L112 256H113L114 259H115V260H113V262L116 263V264H131V263H129L130 261L128 262V260L130 259V257H131V256L134 257V256H135V252H137V250H141V251H142V249H144V247H146V245L144 246V244H142V242H144L145 244H149V243L152 241V240H151L150 242L147 241V238H146ZM172 240H174V239H172ZM180 240L182 241V239H180ZM187 240H188V239H187ZM196 240H197V241H196ZM261 240L264 241V230H263L262 233H261ZM104 241H105V240H104ZM116 241H117V239H116ZM120 241H121V240H120ZM120 241L118 240V242H120ZM133 241H134V240H133ZM133 241L129 240V246H130V244H131L130 242H133ZM135 241H134V242H135ZM157 241H158V240H157ZM157 241H156V242H157ZM167 241H168V240H167ZM175 241H176V240H175ZM177 241H178V240H177ZM183 241H182V242H183ZM185 241H184V242H185ZM194 241H195V242H198V241H199V242L196 244ZM247 241H248V242H247ZM30 242H31V241H30ZM105 242H106V241H105ZM136 242H137V241H136ZM148 242H149V243H148ZM153 242L156 243L155 241H153ZM171 242H172V241H171ZM171 242H169V243L171 244ZM182 242H181V243H182ZM184 242H183V243H184ZM31 243H33V242H31ZM34 243H35V242H34ZM36 243H35V244H36ZM38 243H40V241H38ZM38 243H37V244H38ZM100 243H101V244H100ZM115 243H117V242H115ZM125 243H126L127 245H125ZM151 243H152V242H151ZM154 243H153V244H154ZM159 243H160V241H159ZM161 243H162V241H161ZM164 243H165V241H164ZM167 243H168V242H167ZM167 243H165V244H167ZM215 243H216V244H215ZM16 244H17V245H16ZM16 244H15V246H13V248H12V247H10V248H6V252H5V250H3V248L0 247V254H2V256H3L4 253H8V252H10L9 249H10V250L12 249L10 253H12V254H14V255L17 253V255H16L17 257H18V255H19V254H18L19 252H21V253H20L21 255L25 254V253L23 252V249H21V248L23 247V245L25 246L26 243H25V244L22 243V244H23V245L21 244L22 247H20V244H19V243H16ZM18 244H19V245H18ZM153 244L150 245V246H153ZM157 244H158V243H157ZM174 244H176V243H174ZM218 244H219V242H218ZM227 244H228V245H227ZM232 244H233V245H232ZM234 244H235V245H234ZM31 245H33V244H31ZM102 245H103V246H102ZM123 245H125V248H124ZM131 245H132V244H131ZM154 245H155V244H154ZM159 245H160V244H159ZM194 245H195V248H196V249H194V251L192 250V251H193V252H192V251H191V248L193 249V246H194ZM223 245H224V246H223ZM229 245H230V246H229ZM236 245H237V246H236ZM247 245H248V246H247ZM41 246H42V244L38 245L37 248H38V247L41 248ZM91 246H92V245H91ZM113 246H114V248H116L115 250H113ZM164 246H166V245H164ZM171 246L174 247L173 245H170V247H171ZM189 246H190V248H189ZM214 246L216 247V248H215L216 250L213 249ZM226 246H227V247H226ZM19 247H20V249H19ZM102 247H103L104 249H103ZM118 247H119L120 249H119ZM126 247H128V249H126ZM147 247H149V245H148ZM159 247H161V245L158 246V247H156V248H159ZM166 247H168V246H166ZM204 247H205V246H204ZM238 247H239V249H238ZM23 248H24V247H23ZM29 248H30V247H29ZM29 248H28V249H29ZM31 248H32V247H31ZM31 248H30V250H31ZM34 248H35V246H34ZM85 248H86V249L88 248V250H86ZM109 248H110V249H109ZM123 248H124V249H123ZM150 248H151V247H150ZM176 248H177V249H176ZM224 248H225V249H224ZM24 249H25V248H24ZM32 249H33V248H32ZM35 249H36V248H35ZM64 249H65V252H66V253H64V251H63ZM66 249H67V251H68V250H70V251L67 252ZM79 249H80V250H79ZM89 249H90V250H89ZM105 249H106V250H105ZM111 249L113 250L112 252H116V253H115L116 255H115L114 253H110V254H113L112 256H111V255H107V254H109V251H111ZM117 249H118V251H116ZM122 249H123L124 251H125V250H126V251H129V252H130L129 254H131V253L133 254V253H134V254H133L134 256L131 255V256H129L128 260H126V261L123 260V259H125V258L128 256V255L126 256L125 254H128V253L123 251V253H125V254H124V255H125V258H124V255L121 254V253H122V252H121ZM152 249H154V247H153ZM161 249H162V251H163V248H162V247H161ZM164 249H165V247H164ZM168 249H169V248H168ZM168 249H165V250H167L165 254H167ZM170 249H171V248H170ZM173 249H171V251H172ZM185 249H184V250H185ZM199 249H200V250H199ZM220 249H222V250H220ZM226 249H227V250H226ZM243 249H244V250H243ZM19 250H20V251H19ZM21 250H22V251H21ZM25 250H26V249H25ZM51 250H52V251H51ZM78 250H79V252H80L79 255H78ZM97 250H98V251H97ZM103 250H105V251H103ZM144 250H145V249H144ZM147 250H148V248H146V250H145L146 253H147ZM154 250H157V249H154ZM154 250H152V251H154ZM174 250H173V251H174ZM196 250H197V251H196ZM217 250H218V251H217ZM230 250H231L232 252H230ZM239 250H240L241 252H239ZM261 250H262V249H261ZM18 251H19V252H18ZM31 251H32V250H31ZM50 251H51V252H50ZM53 251H55V252H54L55 255H54V254H51V253H53ZM82 251H84V252H82ZM85 251H87V252H85ZM88 251H89V252H88ZM102 251H103V252H102ZM141 251H140V252H141ZM150 251H151V250H150ZM169 251H170V250H169ZM171 251H170V254L172 253ZM246 251H247V252H246ZM249 251H250V252H249ZM2 252H4V253H2ZM27 252H28V251H27ZM27 252H26V253H27ZM38 252H39V251H38ZM69 252H70L72 255H71ZM90 252H93V253H92V254H89V256H88L86 253H90ZM96 252H97V253H96ZM100 252H102V253H100ZM104 252H105V253H104ZM107 252H108V253H107ZM118 252H119V253H118ZM120 252H121V253H120ZM143 252H144V251H142V253H143ZM159 252H160V251H159ZM159 252H156V253H159ZM164 252H165V251H163V253H164ZM188 252H189V254H188ZM191 252H192V253H191ZM207 252L210 254V255H209V257H210L209 259H208V253H207ZM215 252H217V253H215ZM236 252H237V254H236ZM262 252H263V250H262ZM22 253H23V254H22ZM46 253H49V254H48L49 257L47 256ZM68 253H69V254H68ZM73 253H74L75 255H74ZM83 253H84V254H83ZM99 253H100V254H99ZM138 253H139V252H138ZM150 253H151V252H150ZM153 253L155 254V252H153ZM200 253H201V252H200ZM233 253H235V254L233 255ZM238 253H240L241 255L238 254ZM244 253H245V255H244ZM249 253H250V254H249ZM39 254H40V252H39ZM58 254H59V255H58ZM61 254H63V255H62L63 257L60 256ZM81 254H83V255H81ZM85 254H86V255H85ZM96 254H98L99 256H97ZM118 254H119V255H118ZM184 254L186 255L187 259H185L186 257H185ZM187 254H188V256H187ZM190 254H191V255H190ZM195 254H196V255H195ZM214 254H215V255H214ZM217 254H218V255H217ZM219 254H220V256L222 255L223 257L221 258V257L219 256ZM231 254H232V256H231ZM253 254H254V255H253ZM10 255H11V254H10ZM29 255H30V254L28 253V256H27V257H29ZM52 255H54V256H52ZM80 255H81V256H80ZM91 255H93V256L95 255V256H94L95 258L93 259V257H92ZM117 255H118V256H117ZM121 255H123V257H120ZM155 255H156V254H155ZM172 255H171V257H170V255H166L167 257H165V256L162 255V253H159L158 257H161V258H159V259H160V262L162 261L161 259H162V257H163L164 262L162 261V263L165 264V262L167 263V261H170V260L172 261V259H173V258H172ZM189 255H190V256H189ZM216 255H217V256H216ZM235 255H237L236 257H234L235 259H234V260H231L230 256L233 257V256H235ZM239 255H240V256H244V257H243L244 259H243V258H239V257H240ZM5 256H6V255H5ZM55 256H56V257H55ZM58 256L61 257V259H60ZM65 256H66V257H65ZM71 256H72V257H71ZM78 256H79V257H78ZM90 256H91V259H90ZM96 256H97V257H96ZM110 256H111V257H110ZM115 256H116V257H115ZM213 256H214V257H213ZM218 256H219L220 258H219ZM225 256H226V257H225ZM0 257H1V256H0ZM10 257L12 258L13 256H10ZM19 257H20V255H19ZM50 257H51V258H50ZM81 257H82V258H81ZM107 257H108L109 259H107ZM113 257H112V258H113ZM132 257H131V258H132ZM194 257H195V258H194ZM216 257H217V258H216ZM13 258H15V257H13ZM23 258H24V256H23ZM52 258H54V259H52ZM57 258H58V259H57ZM63 258H65V259H63ZM68 258H69V259L71 258V261H70ZM73 258H74V259H73ZM77 258H78V259H77ZM97 258H98V259H97ZM122 258H123V259H122ZM155 258H157V257H155ZM188 258H189V259H188ZM205 258H206V259H205ZM228 258H229V259H228ZM35 259H36V258H35ZM40 259H41V260H40ZM88 259H89V260H88ZM92 259H93V262H92V263H89L90 261H92ZM102 259H104V260L102 261ZM105 259H106V260H105ZM116 259H117V260H116ZM134 259H135V258H134ZM159 259H158V260H159ZM191 259L194 260V261H192ZM202 259H203V257H202ZM219 259H220L221 261H220ZM11 260H14V259H11ZM15 260H17V258H15ZM15 260H14V261H15ZM29 260H31V259H29ZM42 260H43V261H42ZM62 260H63V261H62ZM64 260H65V262H64ZM67 261H68V262H67ZM78 261H75V262H77L76 264H78ZM121 261H122V262H121ZM123 261H124V262H123ZM132 261H134V260H132ZM171 261L168 262L167 264H169V263L172 264L173 262H171ZM187 261H189V262L187 263ZM202 261H203V260H202ZM204 261H203V262H204ZM230 261H231V263H230ZM234 261H235V262H234ZM43 262H45V263H43ZM85 262H84V264H87V263H85ZM119 262H121V263H119ZM203 262H202V264H203ZM224 262H225V263H224ZM232 262H233V263H232ZM237 262H236V263H237ZM114 263H112V264H114ZM134 263H136V262L134 261ZM147 263L149 264V262H145V263H142V264H147ZM176 263H173V264H176ZM95 264H98V262H96ZM158 264H159V263H158ZM177 264H178V263H177ZM199 264H201V263H199ZM217 264H218V263H217Z\"/></svg>","mask_w":264,"mask_h":264}]
</instances>
